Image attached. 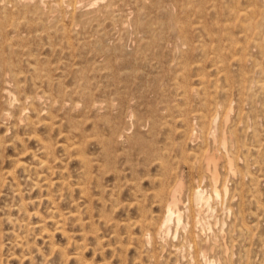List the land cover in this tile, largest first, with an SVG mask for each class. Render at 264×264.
<instances>
[{"label": "bare ground", "instance_id": "1", "mask_svg": "<svg viewBox=\"0 0 264 264\" xmlns=\"http://www.w3.org/2000/svg\"><path fill=\"white\" fill-rule=\"evenodd\" d=\"M229 1V4H227L226 2H228ZM228 1H225V0H0V128H4L5 130H9V128L7 127L10 123H12L13 124V127H15V125H17L18 127H19V125L21 124V125H25V127H28L29 129H30V131H27V128L26 129H24L25 130V135H27V132L29 133L28 135H29V137H30V139L31 138H33L34 140H35V143L37 144V149H36V151L34 152V151H29V150H34V147H36V145L33 147V149L30 147L29 149L27 148V150H26V148H24L23 150H26V153L28 152V154H30L31 155V158L33 159V162H35V165H33V166H31V167H27L26 168V165L22 162V160L24 159V157L26 156H24V155H22V152H20V148H22V147H18V149H19V155L16 157H12V158H9V161L13 164V166H16V167H19L20 169H22L23 170V172H21V173H23L25 176H26V174L24 173V171H28V173H29V169L31 168V169H35V181L34 182H32L33 183V187H35L36 188V190L37 189H40L41 190V192L40 193H42L43 192V189H44V192H45V199L47 200V202L49 201V203H51V204H55V202H54V200H55V198L57 197H59V199H60V197L62 198V195H63V193H62V190L64 191V193H65V190L67 191V190H71V188H72V186H74V188H72V190L73 189H75L76 188V190H78V192H81L82 193V195L83 196H85V195H89L90 193H91V191H87V190H89V187L87 186V185H85V181H90V179H92V174H90V169L91 168H93L92 166H93V164H95L96 165V167L98 166V169H99V167H101V165L103 164H105V167H106V164H112L113 163V166H115L116 165V169L118 168L117 167V164L116 163H114V161H115V158H117L116 157V155H115V151H118V150H115L116 148L115 147H118V146H116V145H118V143H119V145L120 146H122V147H124L122 144H126V146H128V148H125V149H129V147L131 146H133V145H135L136 147H138L139 148V153H141V154H143V155H145L146 157L145 158H150L151 156H155V158L154 159H157V160H159L158 161V166H159V169H160V173L162 174V175H170V176H173V183H172V185H170V187H166L165 189L163 188V183L160 185V188L158 189V191L156 190L155 192H154V196L157 198V200L159 201V202H162L163 203V206L161 207V211L163 212H161V214H158L157 212V214L159 215L158 217L157 216H155V217H150V213H149V220H148V222L147 221H145L143 224H140V222L142 221V218L145 216V214H144V216H143V214H141V215H139V216H143L142 218H140L139 220H137V221H131V224H129V226L131 225V226H133V225H135V226H137V225H139V228H140V235H138L139 237H136L135 238V240H136V242H139L141 245H142V247L144 248V246L145 247H149V248H152L154 251H158L157 249H162V247L163 248H166V246L164 245L165 243H164V241H166L165 240V238H167L168 237V235H170L169 234V232L171 231L170 229H171V225L170 224H172L171 222L173 221L174 222V224H175V226H176V228L179 226V225H181V218H182V214H183V211H181V209L183 210V206H184V204H183V201H182V194H184L183 192H186V190L188 191L187 192V195L190 197L189 199H191V197H192V200L194 201V202H198V201H203V205L204 204H206V206H208L209 204H208V201H209V199H208V197H206V195H205V192L207 191V190H204V189H202L201 188V185L203 184V183H201V185H199V184H196V183H194V186H191L192 184H190V185H186V183L187 182H185V178H184V176H186V174H184L183 175V170L182 169H176L175 168V171H172V169H170L171 167L173 168V166H175V165H177V163L176 164H174L173 166H171L170 168H168V162H170L169 160L167 161V162H165V161H163L164 160V158H163V156H160V152H159V150L157 149V147L155 146L156 145V142L154 141V140H151L149 137H147L146 136V134H145V136H146V138H149V139H147L146 141L143 139V137H142V134H141V129L144 127H146V126H149L150 125V130H152V131H155V126L157 125V120L156 119H154V116H155V118H156V112H157V110L153 107H151L150 108V106H149V110H148V113H147V117H144L143 119H144V121H143V119H141V117H139V113H137L136 111V109H134V107H136V105L137 106H139V104H133V105H128V104H124L125 102H124V94L123 93H120L121 95H122V97H121V95H119V88H113V89H115L116 91L118 90L119 92H116L115 91V94L114 95H112V98L111 97H109L107 100H102V101H99V98H97L96 99V95H95V93H97V91H98V87L99 86H97L98 84H102V83H100L99 81H100V79H96V80H99V81H97V82H99V83H97V85L96 84H94V82L91 84V81H90V79L92 78V77H94V76H100V77H105V78H109L112 82H116V84H118L117 82H118V80L121 78V81L122 80H124L123 82L125 83L124 85H122L123 87L122 88H120V89H122L123 90V92L125 93V91H133V89H135V90H137V92L138 91H140V92H142V91H145V90H147V88H152L153 89V91H156V92H159V96L161 95V93H162V91H163V89H161L162 87L161 86H159L160 84L159 83H162V82H160L159 80L156 82V84H157V86H156V84H155V81H156V79H158V77H155L154 76V79H155V81L154 80H151L150 81V79H148L147 77H145V74L144 73H142V72H144V71H141V69L142 68H140L141 67V65H145V66H147L146 64L147 63H149L150 61H153L154 60V62H155V64L159 67H157L156 65H153L152 66V64H150V66L149 67H153V68H150L151 70L153 69L154 70V68H156L157 70L158 69H162V71H164V70H166V71H170V70H172V73H173V78H172V76H170V75H172V73H170L169 74V72H167L168 74L166 75V77H165V75H164V77L167 79V80H165V78H162L161 77V81H169L168 83L167 82H165V86H169V87H172V93H175L176 92V95L177 94H180L181 96H183L184 98L182 99L183 100V102H184V99L186 98V99H188V98H190L191 97V91H193V90H195L196 91V93L197 92H199L200 90H202L203 89V91L204 92H206V88H204V87H201L202 89H200L199 90V88H192V87H194V86H192L191 87V83H193V82H191V80H190V71H191V63H193V61L191 60L192 58H191V50L194 52V48L192 47L191 48V33L192 32H194V30L195 29H201L202 31L201 32H203L204 33V36H205V38H206V40H208V42H213V41H215V43H219L220 45H224L223 43H221V40L222 39H225V38H221V32L222 31H224V32H226V31H230L231 30V28H230V17H235V19H237L239 16H241L242 14H244L245 12H250V13H258V14H264V0H242V2H244V6H238L237 4H238V1H236V0H228ZM240 1V0H239ZM241 5V4H240ZM209 15V17H206V16H208ZM205 17L206 18H209V20L210 21H208V25H209V27L207 28V26L206 27H204L203 25H202V27L199 25V24H202L203 22H204V24L206 25L207 24V20L205 19ZM224 17H229V18H227V19H225L224 20ZM237 17V18H236ZM251 17V18H250ZM250 17H247V19H244L245 21H251V19H252V16H250ZM196 18H198V19H201V21H198V20H195ZM243 18H246V16L245 17H243ZM254 19H255V17H253ZM233 19V18H232ZM235 19H233L234 20V22L236 23V21H235ZM241 19V18H240ZM232 20V21H233ZM256 20V19H255ZM259 20V19H258ZM261 20V19H260ZM259 20V21H260ZM241 21H243V20H241ZM244 22V21H243ZM194 23H195V25H194ZM196 23H197V25H196ZM241 23V22H240ZM249 23V22H248ZM248 23H247V25H248ZM246 23H244V25H245ZM250 24H252V23H250ZM256 24V23H255ZM241 24H239V26H240ZM244 25H242V26H244ZM246 25V27H251V25H248L247 26ZM260 25L261 26H264V25H262L261 23H260ZM231 26H232V24H231ZM234 26V25H233ZM238 26V25H237ZM238 26V27H239ZM237 27V28H238ZM110 28H112V29H110ZM236 28V27H235ZM235 28H233V30H235L236 32H237V30L238 29H235ZM242 28V27H241ZM248 29V28H247ZM252 29V28H251ZM257 29H258V27H257ZM246 29H244V27H243V30L242 29H240V30H238V31H243V34H244V32H246L245 31ZM250 30V29H249ZM108 31H112V32H108ZM257 31H260L259 29L257 30ZM256 31V33L258 34V32ZM262 31V30H261ZM233 32V31H232ZM235 32V33H236ZM247 32H249L248 30H247ZM109 33V34H108ZM234 33V32H233ZM232 33V34H233ZM250 33V36L252 35L251 33L252 32H249ZM256 33H255V35H256ZM216 34H219V38L217 37V38H215V35ZM260 34V33H259ZM223 35V34H222ZM225 35H227V36H231V32H227V33H225ZM239 35V34H238ZM240 35H241V33H240ZM118 36H121L122 37V41H123V43H116V42H114V41H116L117 40V42H118ZM234 36V35H233ZM244 36H245V34H244ZM248 37H250L249 35H247ZM247 36L245 37V38H247ZM257 36V35H256ZM255 36V37H256ZM260 36V35H259ZM117 37V38H116ZM194 37V36H193ZM192 37V40L194 39ZM235 37H237V35L235 36ZM197 38H199V36L198 37H196V43H197ZM200 38H201V36H200ZM237 38H239V37H237ZM244 38V37H243ZM119 39H120V37H119ZM203 39V38H202ZM232 39V38H231ZM257 39V38H256ZM204 40V39H203ZM226 40H229V39H226ZM235 40H237L236 38H235ZM245 40V39H244ZM259 40V39H258ZM216 41H218V42H216ZM231 41V40H230ZM239 41H242V40H239ZM262 41V40H261ZM207 41H205L204 43H206ZM243 43H245L246 42V40L245 41H242ZM252 42V41H251ZM203 43V44H204ZM215 43H213V44H215ZM236 43H238V41H236ZM243 43H238V44H242V45H244ZM193 44V43H192ZM194 44H195V42H194ZM219 44H217L216 46H217V49H216V47H213V48H215L216 50H218L219 49ZM200 45H202V44H200ZM206 45H207V43H206ZM228 45V44H227ZM246 45V44H245ZM247 45H249V44H247ZM246 45V46H247ZM255 45V44H254ZM257 45V44H256ZM130 47V49H128L127 47ZM198 46V45H197ZM203 46V45H202ZM224 46H226V45H224ZM223 47V46H222ZM229 47V46H228ZM231 47V46H230ZM229 47V48H230ZM234 47V46H233ZM249 47H251V45L249 46ZM255 47H257V46H255ZM200 48V47H199ZM204 48H205V46H204ZM209 48V50H210V48L211 47H208ZM224 48H227V47H224ZM236 48V47H235ZM258 48V47H257ZM127 49H128V51H127ZM223 49V48H222ZM230 49H234V48H230ZM230 49H228V50H230ZM239 49V48H238ZM258 49H260V48H258ZM257 49V50H258ZM45 50V51H44ZM201 50V49H200ZM198 51V53L197 54H199V52H201L202 53V55H203V57H207L208 56V54L206 53V51ZM204 50V49H203ZM205 50H206V48H205ZM208 50V49H207ZM212 50V49H211ZM242 50V49H241ZM46 51H47V53H46ZM213 51H214V49L211 51L212 53H213ZM232 52H231V54L233 55L234 53H233V50H231ZM236 51V50H235ZM238 51H240V50H238ZM243 51V50H242ZM262 51V50H261ZM208 52V51H207ZM210 52V53H211ZM217 52H220V51H217ZM226 52V51H225ZM247 52V51H246ZM245 52V53H246ZM165 53V54H164ZM221 53V52H220ZM236 53H239V52H236ZM51 55L50 57L48 56V55ZM195 54V53H194ZM218 54V53H217ZM240 54V53H239ZM239 54L237 55V56H239ZM211 55H214V54H211ZM220 54H218V55H216V57L217 56H219ZM227 55V54H226ZM226 55H223V54H221V56H226ZM228 55H230V53L228 54ZM242 55V54H241ZM241 55L239 56V58L241 57ZM252 55V54H251ZM194 56V55H193ZM237 56H235L236 57V59H238V60H240L239 58H237ZM255 56H258L259 57V55H255ZM196 57H198V56H195V58ZM200 58H202L203 59V57L200 55L199 56ZM215 57V55H214V57H212L211 59L213 60V58H216ZM220 57V56H219ZM230 57L231 56H229V58L227 57V59H229L230 60ZM247 57H249V55H247ZM167 58H169L170 60H171V62H170V60H167ZM209 58V57H208ZM194 59V58H193ZM198 58H196V60H197ZM211 59L209 60V62L211 61ZM220 59V58H219ZM218 59V60H219ZM224 60L223 61H225V59L226 58H223ZM248 59V58H247ZM196 60H194V63H196ZM204 60H206V59H204ZM214 60H217V58L216 59H214ZM212 61L213 62V65H214V62H216V61ZM217 60V61H218ZM237 60V61H238ZM242 60H244L243 59V56H242ZM245 60H246V57H245ZM251 60H253V59H251ZM199 61H200V59H198V63L197 64H199ZM202 61V60H201ZM222 60H221V62H223ZM248 61H250V59H248ZM255 61V60H254ZM257 61V60H256ZM167 62H168V65H167ZM171 64H170V63ZM220 62V61H219ZM227 62H229V61H227ZM232 62H234V61H232ZM235 62H236V60H235ZM235 62L233 63V64H235ZM240 61H238L237 63H239ZM242 62V61H241ZM240 62V65L241 64H245L244 62H242L241 63ZM251 62V61H250ZM193 63V64H194ZM209 64V63H208ZM208 64H206V65H208ZM221 64V63H220ZM219 64V65H220ZM227 64V63H226ZM230 64V63H229ZM249 64V63H248ZM254 64V63H253ZM257 64V63H256ZM206 65H204V66H206ZM210 65H212V64H210ZM209 65V66H210ZM223 65H225V63L224 64H221V66H223ZM232 64H230V65H227L228 67L229 66H231ZM243 65H241L242 67H244V66H246V64L243 66ZM250 65V64H249ZM249 65H247V66H249ZM195 66V65H194ZM197 66V65H196ZM203 65L202 66H198L199 67V69H201V68H203L204 67ZM226 66V68H228ZM240 66V67H241ZM254 66V65H253ZM252 66V67H253ZM165 67V68H164ZM232 67V66H231ZM230 67V70L232 69V70H236V69H233V68H231ZM234 67V66H233ZM238 67V66H237ZM240 67H238V68H240ZM252 67H250V68H252ZM194 68H196V67H194ZM205 68V67H204ZM202 69V70H204V72H205V70L206 69ZM209 68H211L212 69V66L211 67H208V70H209ZM217 68V67H216ZM225 68V67H224ZM236 68V67H235ZM237 68V69H238ZM248 68V70H249V73H250V71H252V69H250L249 67H247ZM254 68H255V70H256V68H258V67H256V66H254ZM146 69V68H145ZM170 69V70H169ZM199 69H198V71L197 72H199ZM221 69V68H220ZM243 69H245V68H243ZM262 69H264V68H262ZM221 70H224V69H221ZM225 70H229V69H225ZM254 70V69H253ZM255 70H254V72H255ZM259 70H260V68H259ZM258 70V71H259ZM150 71V70H149ZM155 71V70H154ZM217 71H219V70H217ZM239 72L240 71V73H241V71L242 70H240V69H238V70H236V72ZM245 72H246V69L244 70ZM243 71V72H244ZM257 71V70H256ZM153 72V71H152ZM152 72H151V74H152ZM159 70H158V72H156V73H158L159 74ZM171 72V71H170ZM195 73L194 75L195 76H197L196 74H198V73ZM203 71H201V72H199V74H200V76H203V73H204ZM211 72H212V70L210 71V74H211ZM220 72V71H219ZM228 72H231V71H228ZM233 72H235V71H233ZM264 71H260L259 73H257V74H260V73H263ZM147 73V72H146ZM206 73V72H205ZM223 73H224V71H223ZM239 73V74H240ZM248 73V74H249ZM150 74V72L148 73V75ZM154 74V73H153ZM152 74V75H153ZM192 75H193V73H191ZM198 74V75H199ZM202 74V75H201ZM216 74H218V73H213V75H210V76H212V78H213V82L215 81V84H216V80H214V79H219V81L221 82L222 80L219 78V77H215L216 76ZM225 75H226V73H224ZM231 74H232V72H231ZM247 73H244V75L248 78V75ZM252 74H253V71H252ZM65 75H69L68 77H69V79H71V81H70V84L69 85H71V86H68V84H66V83H63L64 82V79H65ZM151 75V76H152ZM215 75V76H214ZM225 75H223L222 74V76H225ZM149 77V78H152V77ZM160 76V75H159ZM199 76V77H200ZM204 76H207V75H204ZM215 78H214V77ZM245 76H242L244 79H246L245 78ZM252 77L251 78H255V76H254V74L253 75H251ZM258 76V75H257ZM260 76V78L262 79L263 77L262 76H264V75H259ZM199 77H197V78H199ZM221 77V76H220ZM232 77L233 76H230L228 79H232ZM241 77V78H242ZM99 78V77H98ZM174 79V81H175V83H174V81L173 82H171L172 81V79ZM191 78H193V77H191ZM195 78V77H194ZM207 78H210V77H207ZM211 78V79H212ZM223 78V80L225 81V79L224 78H226V77H222ZM240 78V77H239ZM239 78H238V80L237 81H239L240 82V80H239ZM240 78V79H241ZM260 78H255V79H253V80H256V79H258V80H260ZM67 79V78H66ZM93 79V78H92ZM102 79V78H101ZM104 79V78H103ZM235 79V78H234ZM198 80L200 81V83H201V85L202 84H204V83H210L211 81L209 80H206V78L205 77H200L199 79H197V84H200V83H198ZM252 80V79H251ZM27 81H30V82H27ZM68 81V82H69ZM92 81H95V79L94 80H92ZM111 81H110V83H111ZM120 81V82H121ZM194 81V80H193ZM242 81V80H241ZM244 81V80H243ZM248 81V80H247ZM246 80H245V83L247 82ZM66 82V81H65ZM128 82H130L129 83V85H128ZM159 82V83H158ZM223 82V81H222ZM232 82H234L233 80H232ZM236 82V81H235ZM27 83H29V86H27L26 87V85H27ZM224 83V82H223ZM254 83V82H253ZM104 84V83H103ZM102 84V85H103ZM107 84V83H106ZM123 84V83H122ZM159 84V85H158ZM163 84V83H162ZM218 84L220 85V83H218L217 82V84H216V87H219L218 86ZM233 83H230L229 85H232ZM235 85L237 84V82L236 83H234ZM233 84V85H234ZM255 84H257V83H255ZM255 84H253V86H255ZM195 85V84H194ZM207 85V84H206ZM211 85H213V83L211 84ZM211 85H209L210 87H211ZM222 85V84H221ZM238 86H239V84H237ZM246 85H247V83H246ZM245 85V86H246ZM108 86V85H107ZM164 86V85H163ZM200 86V85H199ZM199 86H197V87H199ZM240 86H241V84H240ZM245 86H242V87H244L245 88ZM252 86V88H256V87H253ZM105 87V86H104ZM120 87V86H119ZM213 87H215V85L213 86ZM222 87V86H221ZM224 87H227L226 85H224ZM231 87V86H230ZM235 87V86H234ZM234 87H231V91H232V88H234ZM237 87V86H236ZM259 87H261L260 85H259ZM263 87H264V85H263ZM239 88H241V87H239ZM247 88V87H246ZM252 88L250 89V90H252ZM102 89H104V88H102ZM101 89V90H102ZM164 89H165V87H164ZM170 89V88H169ZM207 89H209V87H207ZM211 90H213L212 89V87L210 88ZM209 89V90H210ZM217 90H218V88H216ZM215 89V90H216ZM223 88H221L220 89V91L222 90ZM226 89V88H225ZM236 89V88H235ZM125 90V91H124ZM151 90V89H150ZM159 90H161V91H159ZM208 90V92H211L212 93V91H209ZM215 90H213V93L215 92ZM216 90V91H217ZM228 90V89H227ZM247 89H245V91H246ZM264 90V89H263ZM110 91V90H109ZM113 90H111L110 92H112ZM166 91H168V90H166ZM171 91V90H170ZM175 91V92H174ZM179 93H178V92ZM202 91V92H203ZM220 91H219V93H220ZM228 92V91H224V92H228V93H226V94H228V95H225L226 97H228L229 98V95H231L232 94V92ZM236 91H238V93L240 92V91H244V89H241V90H239L238 88H237V90ZM259 91V90H258ZM103 92V91H102ZM150 92V91H149ZM156 92H154L155 94H156ZM222 92V91H221ZM241 92V93H242ZM250 92V91H249ZM260 92H261V89H260ZM263 93H264V91H262ZM99 93V92H98ZM131 93V92H130ZM164 93H166V92H164ZM171 93V92H170ZM168 94L169 96H171V94ZM193 93V92H192ZM211 93H209L210 95H214V94H216V93H214V94H211ZM230 93V94H229ZM233 93H234V91H233ZM241 93L239 94V96L241 95ZM252 93V92H251ZM250 93V94H251ZM262 93V94H263ZM106 94V93H105ZM127 94V93H126ZM136 94H138V93H136ZM153 94V93H152ZM166 94V95H167ZM202 94H204V93H202ZM202 94H201V96H202ZM206 94V93H205ZM223 94H225V93H223ZM235 95H236V93H234ZM249 94V93H248ZM107 95V94H106ZM133 95V94H132ZM131 95V99H133L132 96ZM141 95H143V94H140V96ZM163 95V94H162ZM165 95V94H164ZM166 95H165V97H166ZM194 95H196V94H194ZM194 95H192V96H194ZM218 95V94H217ZM222 95V94H221ZM252 95H254V94H252ZM252 95H250V96H252ZM261 95V94H260ZM101 96V95H100ZM103 96V95H102ZM105 96V95H104ZM109 96H110V94H109ZM116 96V97H115ZM127 96V95H126ZM136 96V95H135ZM138 96V95H137ZM149 96H151V94L149 95ZM157 96V95H156ZM190 96V97H189ZM203 96H205V95H203ZM211 96V97H212ZM215 97H216V95H214ZM220 96V95H219ZM219 96H217V99L219 98ZM224 96V97H225ZM244 97L243 98H239L238 96V98L239 99H237L236 98V96H235V100L237 99V101H235L234 103H236L237 102V104H240L241 103V101L239 102V100L241 99H244L245 100V95H243ZM257 96H259L258 94H257ZM263 96H264V94H263ZM108 97V96H107ZM114 97V98H113ZM129 96H127V98H128ZM155 97V95L153 96V98ZM158 97V96H157ZM165 97H163V99H162V97L160 96V97H158L159 99H161V101H165V100H169L168 98L166 99ZM172 97V96H171ZM197 97H198V95H197ZM222 97V96H221ZM224 97H222L223 99H224ZM226 97H225V99H226ZM232 97V96H231ZM230 97V98H231ZM241 97V96H240ZM248 97H249V95H248ZM260 97V96H259ZM258 97V98H259ZM103 98V97H102ZM148 98V97H147ZM152 98V99H153ZM165 98V99H164ZM194 98H195V96H194ZM222 98H220L221 100H219L218 99V101L220 102V101H222ZM227 98V99H228ZM230 98H229V100H230ZM247 98V97H246ZM261 99L260 100H262V97H260ZM101 99V98H100ZM104 99V98H103ZM126 99V98H125ZM129 99V98H128ZM134 99H136L135 97H134ZM151 99V98H150ZM149 99V100H150ZM191 99V98H190ZM213 97L212 98H201L200 99V108H199V110H198V108L196 109V108H194L193 107V109H195L197 112L196 113H194L195 112V110H194V112L192 113V111L191 110H193V109H191L190 111H191V113L192 114H194L193 115V118L192 119H194V120H197V121H199L198 123H199V125L197 124V123H195L196 125H198L200 128H191V127H189V125H188V123H187V119H186V117H183V116H185V113L183 114V116L181 115V114H179V118H177V116H174L175 117V119H176V121H178L179 123H180V127L178 128L177 127V130H175L177 133H178V135L180 136V138L182 137H184L186 140L187 139H192L193 138V134L195 133L194 132V130L197 132V133H199L200 134V136L201 135H203V134H207V135H211L212 136V141H213V143L216 141V139H215V137H214V133H215V128H214V126L213 125H216V123L218 124V123H220L219 122V120H221L222 121V119H219L218 120V122H216L217 121V119L220 117V115L221 116H224L225 114H226V112H227V110H228V107H229V103H227L228 104V106H226V105H224V104H226V103H223L222 104V102H220V103H218L217 101H215V99H213ZM232 99H234V98H232ZM138 101H139V99H137ZM136 100V101H137ZM172 100H174V102L176 101V99L175 98H173ZM171 100V101H172ZM179 100V99H178ZM176 101V102H179V101ZM192 100H193V102H194V99L192 98ZM247 100V99H246ZM248 100L249 101H251L249 98H248ZM126 101H128V100H126ZM186 101V100H185ZM225 101V100H224ZM129 102V101H128ZM140 102V101H139ZM143 102V101H142ZM145 102V101H144ZM168 102V101H167ZM176 102H175V105H177L176 104ZM187 102H189L190 103V101H187ZM229 102V101H228ZM231 102V101H230ZM245 102V101H244ZM246 102H248V101H246ZM245 102V103H246ZM251 102H255V101H251ZM251 102L249 103H246V105H249V104H251ZM259 102V101H258ZM135 103V102H134ZM155 103V102H154ZM195 103V102H194ZM234 103L232 104V105H234ZM245 103H244V105H245ZM131 104V103H130ZM146 104V103H145ZM159 104V103H158ZM167 104V103H166ZM165 104V105H166ZM174 104V103H173ZM255 104V103H254ZM258 104V103H257ZM262 104H263V102H262ZM149 105H150V103H149ZM161 106H163L164 107V105H162V104H160ZM167 105H170V104H167ZM187 105V104H186ZM195 105V104H194ZM231 105V106H232ZM241 105H243V104H241ZM242 106V107H245V106ZM258 105H260L261 106V103L260 104H258ZM123 106H125V111H124V114L122 115V114H118V109L117 108H123ZM160 106V108H163V107H161ZM180 106H182V105H179V107ZM250 106H252V104L250 105ZM255 105H253V107H254ZM264 106V105H263ZM262 106V108H260V110L261 109H264V107ZM141 107V106H140ZM145 107V106H144ZM144 107H142L143 108V111H144ZM166 107V106H165ZM164 107V108H165ZM169 107V106H168ZM168 107H166V108H168ZM175 107V106H174ZM186 107V106H185ZM238 108H236V106H235V108L236 109H238V111L240 110L241 111V109L242 108H240L239 109V107L240 106H237ZM159 108V109H160ZM177 108H178V106H177ZM176 108V109H177ZM181 108H183V107H181ZM231 108H233V107H231ZM251 107H249V109H250ZM140 109V108H139ZM155 109V110H154ZM170 109V108H169ZM180 109V108H179ZM187 109V108H186ZM247 109V108H246ZM248 109V110H249ZM252 109V108H251ZM257 109V108H256ZM161 110V109H160ZM165 110V109H164ZM229 110H230V107H229ZM123 111V110H122ZM142 111V112H143ZM146 111H147V109H146ZM170 110H168V111H166V112H169ZM177 111H178V109H177ZM181 111V110H180ZM183 111V110H182ZM240 111L239 112H237V113H240ZM258 111V110H257ZM257 111H255L254 110V112L253 113H257L258 115H259V113L257 112ZM141 112V111H140ZM165 112V111H164ZM164 112H159V113H164ZM244 112H247V110H245ZM251 112V110H249V113ZM251 112V113H252ZM182 113V112H181ZM190 113V112H189ZM234 113V112H233ZM241 113H243V112H241ZM248 113V112H247ZM170 114V113H169ZM173 114V113H172ZM264 114V113H263ZM141 115H143V114H141ZM157 115H159L158 113H157ZM163 115V114H162ZM176 115V114H175ZM238 115V114H237ZM243 115H245V113L243 114ZM250 115H252V114H250ZM258 115H255V114H253V117L254 116H256L257 118L259 117ZM145 116V115H144ZM169 116V115H168ZM168 116H166V114H164L163 115V118H167ZM171 116V115H170ZM240 116V115H239ZM264 116V115H263ZM91 117H94L95 119H93V120H91L92 118ZM126 117H128L127 118V120L129 121L128 122V124H127V120H125V118ZM162 117V116H161ZM161 117H160V115L158 116V120H162L161 119ZM171 117H173V116H171ZM171 117H168V118H171ZM173 117V118H174ZM188 117V116H187ZM235 117H237V118H239L238 116H236V114H235ZM246 118V115L245 116H241V119H243V118ZM220 118H222V117H220ZM230 118H231V115H230ZM244 118V119H245ZM249 118H252V116H250ZM260 118V117H259ZM263 118V119H262ZM261 119H262V121H264V117H262ZM174 119V120H175ZM229 119V118H228ZM236 119V118H235ZM254 119H255V117H254ZM166 120H168V119H166ZM174 120H172V121H174ZM229 120H232V119H229ZM260 120V119H259ZM169 121V120H168ZM235 121V120H234ZM237 122H238V120H236ZM241 121V120H240ZM239 121V122H240ZM242 121H244V120H242ZM249 121V120H248ZM252 121H253V119H252ZM255 121H257V119L255 120ZM22 122H24L23 124H22ZM192 121H190V123H191ZM231 122V121H230ZM237 122H235V123H237ZM251 122V121H250ZM150 123V124H149ZM165 123H166V125H168L167 123L168 122H166L165 121ZM165 123H164V125H165ZM245 123H248L247 121L245 122ZM252 123V122H251ZM259 123V122H258ZM264 123V122H263ZM228 124H230V123H228ZM227 124V125H228ZM234 124V123H233ZM242 124H244V123H242ZM159 125H162V123L160 124H158L157 126L158 127H160ZM192 125V124H191ZM209 126V125H211L212 127H208L209 128V130H207V128H206V131L204 130V128H205V126ZM254 125V124H253ZM252 125V127L255 129V125L253 126ZM264 125V124H263ZM12 126V125H11ZM62 126L64 127L63 129H62ZM156 126V127H157ZM193 126H194V124H193ZM192 126V127H193ZM197 126V127H198ZM217 126H219V125H217ZM217 126H216V130H217ZM240 126H242V125H240ZM249 126V125H248ZM248 126L246 125H244V126H242V127H246V129H248ZM261 125H259L258 126V129H259V127H260ZM10 127V126H9ZM24 127V126H23ZM23 127H21V131H24L23 130ZM24 127V128H25ZM40 127V129L42 128V130L44 131V134H40L39 132H37V129ZM173 127V126H172ZM220 127V126H219ZM232 127H233V125H232ZM232 127L230 126V129H232ZM264 127V126H263ZM262 127V128H263ZM169 128V127H168ZM174 129H176V127L174 126L173 127ZM225 128H226V126H225ZM224 128V129H225ZM227 128L229 129V127L227 126ZM261 128V127H260ZM11 129V128H10ZM39 129V130H40ZM65 129V130H64ZM134 129V130H133ZM147 130H149L148 129V127L146 128ZM174 129H172V130H174ZM220 129H222V127L220 128ZM234 129H236L237 130V128H234ZM233 129V130H234ZM253 129V130H254ZM13 129H11V133L12 132H14V131H12ZM14 130H16V128L14 129ZM162 130V129H161ZM249 130V129H248ZM247 130V131H248ZM251 130V129H250ZM249 130V131H250ZM252 130V131H253ZM257 130V129H256ZM260 130V129H259ZM262 130V129H261ZM17 131H19V129H17ZM16 131V132H17ZM42 131V132H43ZM55 131H57V134L55 133ZM220 132H221V130H219ZM228 131V130H227ZM55 133L57 136H58V138H61L62 139V141H64V142H61V141H59V140H55V139H57V138H54L53 136H51L52 135V133ZM144 132H146V131H144ZM148 132V131H147ZM169 132V131H168ZM218 132V131H217ZM217 132H216V134H217ZM226 132V131H225ZM246 132V131H245ZM256 132V131H255ZM11 133H8V134H11ZM20 133V132H19ZM18 132H17V134H19ZM22 133V132H21ZM53 133V134H54ZM227 133H229V132H227ZM231 133V132H230ZM239 132H237V134H238ZM248 133V132H247ZM251 133H253V132H251ZM256 133H264L263 132V130H262V132H256ZM2 134V133H1ZM5 134V133H4ZM149 134H152L151 132L149 133ZM169 134H171V133H169ZM198 134V135H199ZM237 134H234L235 136H239V135H237ZM248 134H250V133H248ZM3 135V134H2ZM7 135V134H6ZM5 135V136H6ZM14 135H16V134H14ZM13 135V136H14ZM22 135H23V133H22ZM157 135V134H156ZM168 135V134H167ZM204 135V136H205ZM218 135H219V139H217L218 141H219V146H220V148H218V147H213L211 150H207V151H205V153L204 152H202V153H204V167H205V172L207 173V177H208V181H209V183L210 184H208V185H210V188H211V191H209L210 193H212L213 194V198H214V196L215 197H218L219 196V194H220V192L222 191L223 192V194L224 195H227L228 193H227V191H229L230 193H231V191H230V189L228 190V188H227V183H226V181L228 180V179H230V178H228L227 180L226 179H223V180H221L220 179V177L222 178V176H219V175H221V174H219V171H218V163H219V161L221 160V158H223V159H225V163H226V165H227V169H228V171L231 173H234L233 172V158H232V156H230V154H228V152H223V155H222V153H220L219 154V152L217 153V149L216 148H218V149H221V148H224L225 150H226V145H227V142L228 143H230V141H231V138L229 137V136H226L225 135V133L224 132H221L220 134H219V132H218ZM247 135V134H246ZM254 135V134H253ZM260 135V134H259ZM4 136V137H5ZM10 136V135H9ZM151 137H152V135H150ZM164 136V135H163ZM162 136V137H163ZM170 136H172V135H169V136H167L168 138L170 137ZM204 136H203V138H201V139H205L204 138ZM233 136V135H232ZM231 136V137H232ZM240 136H242V138L244 139V137H243V135H241L240 134ZM249 136V135H248ZM257 137H258V134L256 135ZM255 136V137H256ZM8 137V136H7ZM17 136H15V138H16ZM18 137H20V136H18ZM22 138L21 139H23V136H21ZM250 137H252L251 135H250ZM255 137H253V138H251V141L255 138ZM259 137H261V136H259ZM8 138H10V137H8ZM161 138V137H160ZM179 138V137H178ZM207 138V137H206ZM239 139H240V137H238ZM262 138V137H261ZM4 138L2 137V136H0V151H2L5 147H6V144H5V146H4V143H6V142H4V140H6L7 138H5L4 140H3ZM17 139V138H16ZM30 139L28 140L27 139V137H26V139L24 140L25 141V144H26V142H30ZM32 139V140H33ZM166 139V138H165ZM172 139H174V138H172ZM235 139V137L233 138V140ZM237 139V138H236ZM15 140V139H14ZM14 140H12V142L14 143V142H16V141H14ZM27 140V141H26ZM33 140V141H34ZM148 140H151L150 141V144H148V143H146V142H149ZM160 140V139H159ZM168 140V139H167ZM175 140H177V139H175ZM174 140V141H175ZM229 140V141H228ZM246 140V139H245ZM247 140H249V139H247ZM246 140V141H247ZM255 140H257V138L255 139ZM260 140V143H261V140L262 139H259ZM263 140H264V138H263ZM7 141V140H6ZM11 140L9 139V142H10ZM56 141H58V142H56ZM173 141V140H172ZM172 141H171V143H172ZM173 141V142H174ZM180 141H182V140H180ZM180 141H177V142H179L180 143ZM192 141V140H191ZM203 141V140H202ZM206 141V140H205ZM205 141H203V143L205 142ZM236 141V140H235ZM239 141H241V140H239ZM11 142V143H12ZM61 142V143H60ZM163 143L165 142V141H162ZM161 142V143H162ZM168 142H170V141H168ZM193 142V141H192ZM217 142V141H216ZM237 142V141H236ZM243 142V140L240 142V143H242ZM252 142H254V141H252ZM157 143H159V142H157ZM187 143H188V141H187ZM218 143V142H217ZM232 143V142H231ZM235 143V142H234ZM239 142H237L236 144H238ZM244 143V142H243ZM243 143H242V145H243ZM247 143V142H246ZM255 143V142H254ZM260 143H256V144H258V147H255V146H253V147H255L256 148V150H254L253 149V147L251 148V149H253V151H257L258 153H259V146H262L263 145V141H262V145H259ZM7 144H8V142H7ZM17 144V143H16ZM90 144H95L96 146L95 147H97L96 149H98V151L96 152V151H94V152H96V154H97V157H89L87 154H89L90 152H87L85 149L88 147V146H90ZM165 144H166V142H165ZM165 144H163V145H165ZM183 142L181 143V144H177V147H182L183 145ZM195 144V143H194ZM253 144V143H252ZM251 144V145H252ZM14 145V144H13ZM27 145V144H26ZM196 145V144H195ZM198 145H199V143H198ZM201 146H202V144H200ZM203 145H210V143H204ZM239 146H242V145H240V144H238ZM237 145V146H238ZM249 145V144H248ZM11 146V145H10ZM9 146V147H10ZM171 145H169V147H170ZM192 147H193V145H191ZM190 146V147H191ZM201 146H199V147H197V148H202ZM230 146V145H229ZM237 146H234L233 145V147H237ZM238 146V147H239ZM245 146V145H244ZM244 146H242L241 148H244ZM264 146V145H263ZM4 147V148H3ZM27 147V146H26ZM121 147V148H122ZM134 147V146H133ZM176 147V146H175ZM192 147L190 148V149H192ZM207 147V146H206ZM237 147V148H238ZM248 147V146H247ZM247 147H245V148H247ZM93 148H94V146H93ZM186 148V147H185ZM236 148V149H237ZM240 148V150L242 151V149ZM244 148V149H245ZM250 148V147H249ZM261 149V151H262V148L263 147H260ZM12 149V148H11ZM56 149H61L62 151H64L63 153H64V155H65V158L67 157V158H70V157H72V158H70V159H74V161L76 160V162L75 163H79V169H78V171H79V176L78 177H80L79 178V180L77 181V182H75L74 184L71 182V179H69V174H67L68 172H66V171H64V170H66L65 168V166L67 165H65V166H63V168H64V170H59L60 168H62V167H57L56 166V164H57V162H58V160H62V159H64V158H62V159H58L57 158V156H56V154H55V151H56ZM120 149V148H119ZM125 149H121L123 152H125L126 153V155H128L127 154V151H129V150H127V151H125ZM181 149V148H180ZM190 149H188V150H190ZM195 149V148H194ZM231 149V148H230ZM243 149V150H244ZM94 150V149H93ZM185 149L182 147V153H183V151H184ZM198 151H199V149H197ZM203 150H205V149H203ZM238 150H239V148H238ZM237 150V152H239ZM247 150H249V151H247V152H250V154H251V152L252 151H250V149H247ZM263 150H264V148H263ZM62 151H61V153H62ZM92 151V150H91ZM135 151V150H134ZM173 151V150H172ZM187 151V150H186ZM191 151V150H190ZM222 151V150H221ZM228 151V150H227ZM234 151H236L235 149H234ZM245 151V150H244ZM3 152H5V150L3 151ZM87 152V153H86ZM93 152V151H92ZM91 152V154L92 155H94L93 153ZM120 152V151H119ZM135 152H138V151H135ZM167 152V151H166ZM192 152H194V151H192ZM230 152V151H229ZM237 152H235V153H237ZM243 152V151H242ZM242 152H241V154H242ZM246 152V154L244 153V155H248L249 153H247ZM24 153V152H23ZM61 153H59V154H61ZM133 153V152H132ZM178 153H180L179 151H178ZM199 153H201V152H199ZM199 153H196L195 152V155H199ZM230 153H233V152H230ZM96 154H95V156H96ZM124 154V153H123ZM237 154H239L240 155V152L239 153H237ZM259 154H262L263 155V152L262 153H259ZM17 155V154H16ZM21 155H22V157H23V159L22 160H20V157H21ZM36 155H39L38 156V158H37V156ZM62 155V154H61ZM120 155V154H119ZM125 155V154H124ZM123 155V156H124ZM137 155V154H136ZM142 155V156H143ZM162 155H164V154H162ZM177 155V154H176ZM181 155V154H180ZM184 155H185V152H184ZM190 155H191V153H190ZM194 154H192L191 155V157H193V156H195ZM231 155H233L234 156V154H231ZM238 155V156H239ZM0 156H1V153H0ZM63 156V155H62ZM99 156V157H98ZM179 156V155H178ZM177 156V157H178ZM182 156V155H181ZM186 156V155H185ZM189 156V155H188ZM200 157L199 158H202V155H199ZM235 156H236V154H235ZM249 156V155H248ZM257 155H255L254 157H256ZM264 156V155H263ZM61 157V156H60ZM74 157V158H73ZM120 157V156H119ZM126 157H128V156H126ZM237 157V156H236ZM249 157H251V156H249ZM260 158L262 157L261 155L259 156ZM121 158V157H120ZM125 158V157H124ZM128 158H129V160H128ZM126 160H128L129 162H131V156H130V154H129V157H128ZM144 158V159H145ZM179 158V157H178ZM187 158V157H186ZM189 158H190V156H189ZM198 158V157H197ZM241 158H242V156H241ZM244 158V157H243ZM259 158V159H260ZM262 158H264V157H262ZM1 159V158H0ZM11 159V160H10ZM31 159V160H32ZM118 159V158H117ZM116 159V160H117ZM175 159H176V157H175ZM191 159V158H190ZM194 158H192L189 162H192V160H193ZM222 159V160H223ZM245 159V158H244ZM243 159V160H244ZM251 159H252V157H251ZM255 159V158H254ZM8 160V159H7ZM30 160V162H31V164H32V161ZM146 160V159H145ZM153 160V159H152ZM189 160V159H188ZM195 160H196V158H195ZM194 160V161H195ZM200 162H199V161ZM197 161L199 162V163H201V160L200 159H198ZM236 160H238V159H236ZM65 161H66V159H65ZM73 161V162H74ZM96 161H100V162H97L98 164H100V163H102L101 165H97V163H96ZM121 162V159L120 160H117V161H115V162ZM135 161V160H134ZM140 161V160H139ZM179 161H180V159H179ZM182 161H183V159H182ZM255 161V160H254ZM61 162V161H60ZM59 162V163H60ZM72 162V163H73ZM129 162H126L125 161V163H129ZM137 162V163H136ZM148 162V161H147ZM177 162V161H176ZM184 162V161H183ZM183 162H180V163H183ZM185 162H187V161H185ZM184 162V163H185ZM197 162V163H198ZM224 162V161H223ZM241 162V161H240ZM245 162H247V161H245ZM249 162H250V160H249ZM249 162H247L246 164H249ZM251 162H253V160L251 161ZM256 162V161H255ZM254 162V164H256L255 166H257V163H255ZM260 162V161H259ZM62 163H64V162H62ZM77 163V164H78ZM122 163V162H121ZM120 163V164H121ZM125 163H123V164H125ZM135 163L136 164H139V162L138 161H135ZM141 163V162H140ZM144 163H146V162H144ZM183 163V164H184ZM193 163V162H192ZM220 163H222V162H220ZM219 163V164H220ZM239 163V162H238ZM262 163H263V160H262ZM129 164H131V163H129ZM173 164V163H172ZM171 164V165H172ZM195 164V163H194ZM239 164H243V163H239ZM253 164V163H252ZM253 164V165H254ZM259 164H261V163H259ZM264 164V163H263ZM11 165V164H10ZM68 165H71V164H68ZM190 165V164H189ZM222 165H225L224 163H222ZM245 165V164H244ZM244 165H243V169H244ZM252 165V166H253ZM75 166V165H74ZM131 166H132V164H131ZM131 166H130V168L128 167V169L130 170L131 169ZM133 166H136V165H133ZM155 166V165H154ZM185 166H187L186 164H185ZM184 166V167H185ZM202 166V165H201ZM221 166V165H220ZM238 166V165H237ZM237 166H236V168H237ZM251 166V163H250V166H248V167H252ZM255 166H253V167H255ZM263 166V165H259L258 167H257V169L255 170V172L256 173H259V171H261L260 169H263V168H261V167ZM8 167H10V166H8L7 165V168ZM95 167V168H96ZM108 167V166H107ZM144 167V166H143ZM252 167V168H253ZM2 168V167H1ZM4 168H6V166L4 167ZM78 167H76L75 166V169H77ZM95 168L94 169H92V170H94V171H96L95 170ZM109 168H110V166H109ZM114 168V167H113ZM119 168H120V165H119ZM179 168H181V167H179ZM187 168V167H186ZM189 168V167H188ZM192 168L193 167H190V169L188 170V169H186V170H188V171H190V170H192ZM200 168V167H199ZM199 168H198V170H199ZM236 168H235V170H236ZM246 168H247V166H246ZM258 168H260V169H258ZM3 169V168H2ZM18 169V168H17ZM17 169H16V171H17ZM69 169V168H68ZM71 169V168H70ZM69 169V170H70ZM101 169H102V167L100 168V170H99V173L101 172ZM110 169H112V168H110ZM115 169V170H116ZM125 169H127V168H125ZM133 169V168H132ZM147 169H149V168H147ZM147 169H145L146 171H147ZM155 169V168H154ZM222 169H224V168H222ZM243 169L241 170V172L243 173L244 172V175H245V173L248 171L247 169V171L245 172V171H243ZM255 169V168H254ZM9 170V169H8ZM13 170V169H12ZM121 170V169H120ZM127 171L128 173L130 172V171ZM151 170V169H150ZM197 170V171H198ZM204 170V169H203ZM240 170V169H239ZM245 170V169H244ZM14 171V170H13ZM12 171V172H13ZM71 171H72V169H71ZM71 171H69L70 173H71ZM78 171H76L75 170V172H78ZM103 171V170H102ZM104 171H106V169L104 170ZM111 171V170H110ZM114 171V170H113ZM118 171V170H117ZM117 171H116V173H117ZM121 171H123V173H124V170H121ZM126 171V170H125ZM133 171V170H132ZM140 171H142V170H140ZM145 171V172H146ZM153 171V170H152ZM152 171H150V173L152 172ZM172 171V172H171ZM185 171V170H184ZM225 171V170H224ZM251 171V169L249 170V172ZM264 171V170H263ZM75 172H73V174L75 173ZM96 172H98V170L96 171ZM95 172V173H96ZM107 172H109V171H107ZM107 172H105V173H107ZM126 172V173H127ZM139 172V171H138ZM187 172V171H186ZM185 172V173H186ZM193 173H194V171H192ZM202 172V171H201ZM248 172V173H249ZM13 173H15V172H13ZM94 173V172H93ZM95 173H94V176H95ZM98 173V174H99ZM112 173V172H111ZM115 173V174H116ZM126 173H125V176H126ZM137 173V172H136ZM147 173V172H146ZM149 173V175H151ZM154 173H155V171H154ZM200 175H202L201 173H200V171L198 172ZM198 173H195L196 174V176L198 175L199 176V174ZM220 173H222L223 174V172H220ZM238 173H240V172H238ZM253 173H254V171H253ZM262 171L260 172V174L259 175H262L263 176V174H264V172L262 173ZM5 174H6V176L7 175H11V172L10 171H7V172H2L1 171V169H0V185H2L3 184V176L5 177ZM57 174V175H56ZM67 176H66V175ZM72 174V175H73ZM78 174V173H77ZM77 174H76V176H77ZM101 174V173H100ZM114 174V175H115ZM118 174V173H117ZM131 174V173H130ZM130 174H127V175H130ZM133 174V173H132ZM144 174V173H143ZM153 174V173H152ZM157 174H159V173H157ZM174 174V175H173ZM190 174V173H189ZM236 174V173H235ZM250 174V176L249 177H253L252 178V180L253 179H255L254 178V176L255 175H253L252 174V172L251 173H249ZM15 175V174H14ZM13 175V176H14ZM18 175H22V174H18ZM28 175V174H27ZM30 175H32L31 173H30ZM29 175V176H30ZM34 175V174H33ZM32 175V176H33ZM56 175V176H55ZM75 175V174H74ZM97 175V174H96ZM102 175V174H101ZM100 175V176H101ZM153 175H155V174H153ZM153 175H151V176H153ZM160 175V174H159ZM159 175H158V177H159ZM225 175V174H224ZM226 175H227V173H226ZM232 175V174H231ZM242 175V174H241ZM259 175H257V176H259ZM70 176H71V174H70ZM93 176V177H94ZM98 176V175H97ZM96 176V177H97ZM103 176V175H102ZM119 176H120V174H119ZM122 176H123V174H122ZM130 176H132V175H130ZM134 176V180H135V175H133ZM143 176H146V175H143ZM193 176H195V175H193ZM236 176V175H235ZM237 176L238 177H241L240 176V174H237ZM236 176V177H237ZM16 178H17V176H15ZM22 177L24 178V176L22 175ZM34 177H32V179L34 178ZM106 177V176H105ZM109 177V176H108ZM116 177V176H115ZM129 177V176H128ZM139 177V176H138ZM140 177H141V174H140ZM158 177H157V179H158ZM163 177V176H162ZM203 177V176H202ZM229 177V176H228ZM261 177V176H260ZM264 177V176H263ZM260 178V180H263L264 181V178ZM7 178H8V176H7ZM21 178V177H20ZM27 178V177H26ZM25 178V179H26ZM72 178V177H71ZM75 178V177H74ZM98 178V177H97ZM127 178V177H126ZM145 178V177H144ZM155 178V177H154ZM153 178V179H154ZM190 178V177H189ZM191 178H192V176H191ZM194 178V177H193ZM204 178V177H203ZM202 178V179H203ZM28 179V178H27ZM83 179V180H82ZM100 179H101V177H100ZM99 179V181H101ZM114 179H116V178H114ZM120 179V178H119ZM118 179V180H119ZM122 179L125 181V178H123L122 177ZM119 180V181H121L120 182V184L121 183H123L122 181L123 180ZM129 181H130V178H127ZM132 180H133V178H131ZM148 179V178H147ZM149 179H150V177H149ZM165 179V178H164ZM187 179V178H186ZM199 179H201V178H199ZM232 179H234V178H232ZM232 179H230L231 180V182L230 183H232V181H234V180H232ZM235 179H237V178H235ZM239 179H241V178H239ZM242 179H244L243 177H242ZM5 180V179H4ZM7 180H9V179H7ZM6 180V181H7ZM11 181L10 182H12V179H10ZM18 180V179H17ZM22 180V179H21ZM30 180V179H29ZM96 180H98V179H96ZM103 180V179H102ZM189 180H191V179H189ZM197 180V179H196ZM204 181H206L205 180V178L203 179ZM202 180V181H203ZM19 181V180H18ZM27 180H24V182H26ZM94 181H95V179H94ZM129 181H127L126 180V182H129ZM136 181H140V182H137V183H140L141 184V179H137V180H135L134 182H136ZM164 181V180H163ZM192 181V180H191ZM194 181V180H193ZM238 181H240V180H238ZM242 181V180H241ZM245 181V180H244ZM248 181V180H247ZM253 181H256V179L255 180H253ZM253 181H251L250 182V184L249 183H245V182H242V183H245V187H247L248 185H253V184H256L255 182H253ZM17 181H15V178H14V183H16ZM28 182V181H27ZM27 182H26V184H27ZM113 182V181H112ZM118 182V181H117ZM150 182V181H149ZM152 182V184L155 182V181H151ZM160 182V181H159ZM188 182H190V181H188ZM6 183H8V181L6 182ZM13 183V182H12ZM19 183H20V181H19ZM28 183H30V182H28ZM40 183V184H39ZM91 183V182H90ZM103 183V182H102ZM102 183H100V184H102ZM191 183H193V182H191ZM199 183V182H198ZM205 183V182H204ZM234 184L235 183H237V182H233ZM232 183V184H233ZM10 183H8V185L7 186H10L9 185ZM22 184V183H21ZM94 184V183H93ZM95 184H97V182L95 181ZM100 184H99V187H97V188H99V189H101L100 188ZM118 184V183H117ZM123 184H125V183H123ZM128 184V183H127ZM139 184V185H140ZM188 184V183H187ZM196 184V185H195ZM107 185V184H106ZM133 185V184H132ZM135 185V184H134ZM134 185H133V187H134ZM156 185V184H155ZM207 185V186H208ZM247 185V186H246ZM263 185V184H262ZM5 186H6V184H5ZM16 186V185H15ZM15 186H13V187H15ZM19 186V184L17 185V189L18 188H20V187H18ZM23 186V185H22ZM31 186V187H32ZM144 186H146V185H144ZM157 186V185H156ZM167 186H168V184H167ZM206 186V185H205ZM231 186V185H230ZM229 186V187H230ZM237 186V185H236ZM258 186V185H257ZM257 186H256V188H257ZM264 186V185H263ZM263 186H262V188H263ZM12 187V186H11ZM27 187L28 188H30V186H28L27 185ZM92 187H94L93 185H92ZM116 187H118V185L116 186ZM122 187H125L124 185L122 186L121 185V188ZM126 187H127V185H126ZM125 187V188H126ZM204 187V186H203ZM233 187H235V185H233L232 186V188H231V190L233 189ZM238 187H241V184H240V186H238ZM237 187V188H238ZM253 187L255 188V185H253ZM260 187V186H259ZM1 188V187H0ZM6 188H8V187H6ZM16 188V187H15ZM15 188H12L13 190L15 189ZM23 188H25V186L23 187ZM130 188V187H129ZM129 188H128V190H129ZM136 188V187H135ZM152 188V187H151ZM205 188H207V187H205ZM236 188V187H235ZM248 188V187H247ZM252 188V187H251ZM10 190H11V188H9ZM8 189V192H9V194L10 193H12V192H10V190ZM22 189V188H21ZM20 189V190H21ZM27 189V188H26ZM93 188H91V190H92ZM96 189V188H95ZM119 189V188H118ZM123 189V188H122ZM139 189V188H138ZM186 189V190H185ZM209 189V188H208ZM253 189V188H252ZM1 191H2V188L0 189ZM6 190V189H5ZM4 190V191H5ZM30 190H34V189H30ZM71 190V191H72ZM98 190V189H97ZM101 190H103V188L101 189ZM100 190V191H101ZM105 190V189H104ZM120 190V189H119ZM124 190V189H123ZM147 190H150V189H147ZM155 190V189H154ZM153 190V191H154ZM185 190V191H184ZM236 190H237V193H238V195L240 194V192H238V190H241V189H235V191H234V193L236 192ZM243 190H244V187H243ZM241 191V192H244V191ZM257 190V189H256ZM258 190H259V188H258ZM264 190V189H263ZM3 191V192H4ZM15 191H16V189H15ZM23 191V189L21 190V192ZM27 191V190H26ZM38 191V190H37ZM99 191V190H98ZM99 191V192H100ZM122 191V190H121ZM251 190H249V192H250ZM7 192V191H6ZM17 192H18V190H17ZM74 192V191H73ZM97 192V191H96ZM104 192V191H103ZM146 192H148V191H146ZM245 192H248V191H246L245 190ZM253 192L256 194V195H260V194H258V192L256 191H254V189H253ZM253 192L251 193L252 195H254L253 194ZM23 193V192H22ZM32 193V192H31ZM31 193H29L28 192V194H31ZM36 193L37 192H35V196H36V198L39 196V194H38V196L36 195ZM101 193V192H100ZM99 193V194H100ZM109 193H110V195H112L111 194V191H109ZM121 193V192H120ZM133 193V192H132ZM132 193H131V196H132ZM229 193V194H230ZM263 193V192H262ZM6 194V193H5ZM18 194V193H17ZM24 194V193H23ZM22 194V195H23ZM67 194H69V191H68V193L66 192V195ZM73 195V193L72 192H70V196H72ZM78 195H79V193H77ZM77 194L75 195V196H77ZM246 194L247 193H244V195H242V196H244V198L246 197ZM249 194V193H248ZM3 196H5L4 194H2ZM82 195H80V196H82ZM97 195V196H96ZM95 196L94 195H92L91 194V197L90 198H95V197H97V199H98V192H97V194H96ZM118 196H120L119 194H117ZM186 195V196H187ZM235 195V194H234ZM237 195V194H236ZM237 195V196H238ZM13 196H16L15 194H13ZM19 196H20V194H19ZM32 196V195H31ZM35 196H33V198L35 197ZM40 196H42V195H40ZM39 196V197H40ZM64 196V195H63ZM79 196V197H80ZM92 196H94V197H92ZM101 196V195H100ZM108 196V195H107ZM116 196V195H115ZM145 196V195H144ZM228 196V195H227ZM241 196V197H242ZM2 197V196H1ZM11 197V196H10ZM18 197V196H17ZM17 197L16 198H12V199H17ZM21 197H23V196H20V198ZM68 197H69V195H68ZM78 197V196H77ZM76 197V198H77ZM104 197V196H103ZM105 197H106V194H105ZM111 197V196H110ZM211 197H212V195H211ZM229 197V196H228ZM227 197V198H228ZM250 197V196H249ZM257 197V196H256ZM263 196L261 195V198H262ZM3 198H5V197H3ZM19 198V197H18ZM20 198H19V200H20ZM27 198H29V197H27ZM32 198V197H31ZM35 198V199H36ZM42 198V197H41ZM44 198H42V199H44ZM66 198H67V196H66ZM69 198H71V197H69ZM73 199H74V196L72 197ZM80 198H85V197H80ZM87 198V197H86ZM109 198V197H108ZM114 198V197H113ZM112 198V199H113ZM119 198V197H118ZM210 198V197H209ZM260 198V196L259 197H257V199L258 200H261V198ZM11 199V200H12ZM23 199V198H22ZM25 199L26 198H24V201H25ZM30 199V198H29ZM34 199V200H35ZM40 199V198H39ZM41 199V200H42ZM65 199V198H64ZM68 199V198H67ZM67 199H65L64 201H66ZM78 199V198H77ZM87 199H89V198H87ZM96 198H95V201L97 200ZM103 199H105V198H102V200ZM115 199V198H114ZM187 199V198H186ZM221 199V198H220ZM248 199V198H247ZM247 199H246V203H245V205L247 204ZM253 199V198H252ZM256 199V198H255ZM255 199H253V201L255 200ZM0 200H2V199H0ZM19 200H17V202H19ZM31 200V199H30ZM40 200V201H41ZM58 200V199H57ZM69 200H71V199H69ZM99 200V199H98ZM107 200V199H106ZM105 200V202H107ZM111 200V199H110ZM139 200V199H138ZM250 200V199H249ZM21 201V200H20ZM23 201V202H24ZM27 201H28V199H27ZM63 201V200H62ZM88 201H90V203H91V199L90 200H88ZM101 201V200H100ZM99 201V203H97V205H96V207L98 206V208L100 209V203L101 202H103V201H101L100 202ZM112 201H114V200H112ZM119 201H121L120 200V198H119ZM126 201H128V199L126 200ZM126 201H123V203L124 202H126ZM189 201V200H188ZM211 201V200H210ZM230 201H232V199H230ZM235 201V200H234ZM237 201H240L241 203H243L241 200H237ZM17 202H16V204H17ZM23 202H21V203H23ZM26 202V201H25ZM38 201L36 200V202L34 201L33 203H35V205H39L40 204V202H39V204L37 203ZM47 202H45V203H47ZM57 202H59V200L57 201ZM76 202H81L82 203V201L80 200V199H78V201H75V203ZM109 202V201H108ZM107 202V203H108ZM115 202V201H114ZM117 202V201H116ZM129 202V201H128ZM132 201H130V203H131ZM133 202H135V201H133ZM251 202H252V200H251ZM256 202H257V200H256ZM263 202H264V200H263ZM32 203V202H31ZM30 203V204H31ZM32 203V204H33ZM37 203V204H36ZM42 203V202H41ZM65 203V202H64ZM71 203H72V205H73V200L71 201ZM81 203H78L79 204V206H80V204ZM84 203V202H83ZM86 203V202H85ZM84 203V204H85ZM95 203V202H94ZM93 202H92V204H94ZM111 203V201L109 202V204ZM143 203H144V201H143ZM190 203V202H189ZM199 203V202H198ZM198 203L196 204V205H198ZM215 203H218V202H215ZM238 204H239V202H237ZM252 203H254V202H252ZM19 204V203H18ZM43 204V203H42ZM77 204V203H76ZM75 204V205H76ZM78 204L76 205V207L78 206ZM88 204V203H87ZM108 204V205H109ZM114 204H116V203H114ZM122 204V203H121ZM191 204L192 203H190V204H188V205H190V207H191ZM237 204V205H238ZM249 204V203H248ZM259 204V203H258ZM5 205L7 206V204H4L3 206H1V210H3L2 208L3 207H5ZM13 205V204H12ZM11 205V206H12ZM25 205H26V203H25ZM34 205V206H35ZM60 205V204H59ZM63 205V204H62ZM65 205H66V203H65ZM64 205V206H65ZM68 205V204H67ZM70 206H71V208H72V205L71 204H69ZM86 205V204H85ZM90 205V204H89ZM107 205V204H106ZM105 205V206H106ZM157 205H158V203H157ZM195 205V204H194ZM211 205V204H210ZM243 206H245L244 204H242ZM250 205V204H249ZM260 205V204H259ZM263 205H264V203H263ZM263 205H261L262 207H263ZM11 206H9L10 208H12ZM26 206H29L28 204L26 205ZM47 206H48V204H47ZM46 206V207H47ZM49 206H52V205H49ZM48 206V207H49ZM81 206H83V205H81ZM124 206V205H123ZM127 206H128V208L130 207V205H126V208H127ZM143 206V205H142ZM141 206V207H142ZM205 206V205H204ZM252 206H253V208L255 209L256 207H254V205L252 204ZM261 206L259 207V209L261 208ZM14 207H16V206H14ZM18 207H20V206H18ZM36 207V206H35ZM38 207V206H37ZM39 207H40V205H39ZM53 207V208H52ZM51 208H52V210H50L49 211V217H50V219H49V217L48 218H46V219H49V220H52V222L51 223H53L52 225H51V228H53V225H54V230H53V232H56L57 234L59 233V234H61L63 237H65V238H67L68 239V241H70V242H72L71 241V239L69 240V235H67L66 233V231L64 230V228H66V227H64V225H63V223L65 224V219L64 218H66V217H68V218H72V219H74L73 221V223H75V222H77L78 224L81 222V220L82 221H84L83 219H80V213H79V215H77V211H76V213L74 212L73 213V211L72 212H70L69 210V212L67 211V210H65V211H67L65 214H62L63 212H59V210H60V208H61V206H60V208H59V210H58V207L55 205V206H52ZM68 207V206H67ZM66 207V208H67ZM76 207H75V209H76ZM96 207H94V210H95V208ZM108 206H106V208H107ZM110 207V206H109ZM112 207H115V209H116V207L117 206H114V205H112ZM112 207H110V209L112 208ZM122 207V206H121ZM140 207V206H139ZM146 207V206H145ZM199 207H200V205H199ZM202 207V206H201ZM7 208H8V206H7ZM9 208V209H10ZM17 208V207H16ZM24 208V207H23ZM78 208V207H77ZM81 208V207H80ZM91 208H92V206H91ZM105 208V207H104ZM147 208V207H146ZM149 208V207H148ZM186 208H187V206H186ZM206 208V207H205ZM205 208L203 207V208H200V210L201 209H203V210H205ZM221 208H222V206H221ZM247 208V210H248V206L246 207ZM21 209V208H20ZM27 209V208H26ZM36 209V208H35ZM34 209V210H35ZM47 209V208H46ZM45 209V210H46ZM73 209V208H72ZM90 209V208H89ZM88 209V207H86L85 206V213H83L82 215H84V214H86L87 215V217H88V215H89V218L91 217V215H90V210ZM97 209V208H96ZM98 209V210H99ZM102 209V208H101ZM115 209H113L112 211H114ZM121 209V208H120ZM224 209H225V207H224ZM13 210V209H12ZM17 210H19V209H17ZM44 209H43V212L45 211ZM83 210V209H82ZM131 210V209H130ZM146 210V209H145ZM188 210V209H187ZM246 210V211H247ZM252 211H253V209H251ZM261 210V209H260ZM10 211V210H9ZM22 211V210H21ZM40 211V210H39ZM75 211V210H74ZM80 211V210H79ZM97 211V210H96ZM100 211V210H99ZM102 211V210H101ZM100 211V212H101ZM122 211V210H121ZM123 211H124V213L126 214V217H127V210H126V212H125V210L123 209ZM129 211V210H128ZM138 209L136 210V212H135V214L137 213L138 214ZM140 211H143V210H140ZM149 211H151L150 209H149ZM196 211V210H195ZM213 211V210H212ZM237 211V210H236ZM242 211H244L245 212V210L244 209H242ZM248 211H250V210H248ZM252 211L250 212V213H252ZM1 212H4V210L3 211H1ZM8 212V211H7ZM20 212V211H19ZM19 212L17 213V215H18V217L20 216L19 215ZM23 212H26V210L25 211H23ZM27 212H29V210L27 211ZM38 212V210L35 212V213H37ZM41 212H42V210H41ZM81 212V211H80ZM116 212V211H115ZM117 212H119V210L117 211ZM147 212V211H146ZM145 212V213H146ZM186 212V211H185ZM189 212H191V211H189ZM194 212V211H193ZM238 213H239V211H237ZM254 212V211H253ZM258 212H260L259 210H258ZM262 212V214L261 215H263V212H264V209L261 211ZM6 215H7V213H6V211L4 212ZM11 213V212H10ZM33 213H34V211H33ZM32 213V214H33ZM107 213V212H106ZM106 213H104V215L106 214ZM109 213V212H108ZM121 213V212H120ZM120 213H118V214H120ZM123 213V212H122ZM142 213V212H141ZM155 213V212H154ZM187 213V212H186ZM236 213V212H235ZM246 213V212H245ZM22 214V213H21ZM27 214H29V213H27ZM31 214V215H32ZM94 214V213H93ZM112 214V215H111ZM115 214V213H114ZM113 213H110L109 215H111V218L113 217V215H114ZM133 214V213H132ZM152 214H153V212H152ZM151 214V215H152ZM157 214H155V215H157ZM239 214H243L242 212L241 213H239ZM253 214V213H252ZM0 215H2L3 216V214L1 213ZM6 215H5V217H6ZM12 215H13V213H12ZM11 215V216H12ZM23 215H26V214H24L23 213ZM23 215H21V217H23ZM33 215H35V214H33ZM40 215V214H39ZM45 215H47V214H45ZM66 215V216H65ZM116 215V214H115ZM121 215V214H120ZM130 215V214H129ZM236 215V214H235ZM261 215H258L257 214V216H260L261 217ZM1 216V217H2ZM10 216V215H9ZM7 217V219L6 220H8L9 218H15V217ZM38 215H36L35 217H37ZM41 216V215H40ZM43 216V215H42ZM118 216V215H117ZM192 216H194V215H192ZM237 216V215H236ZM235 216V217H236ZM240 216V215H239ZM245 216H252V215H245ZM254 216H256V215H254L253 214V218H255ZM264 216V215H263ZM26 217V216H25ZM45 217V216H44ZM84 217V216H83ZM99 217V216H98ZM125 217V218H126ZM130 217V216H129ZM131 217H133L132 215H131ZM134 217H137L136 215L134 216ZM147 217V216H146ZM146 217L144 218V219H146ZM29 217H27V219H28ZM40 218V217H39ZM39 218H38V222H39ZM55 218H57L56 220H55ZM68 218H67V220H68ZM81 218H82V216H81ZM85 218V220L87 219L86 217H84ZM92 218V217H91ZM96 218H97V216H96ZM100 218V217H99ZM109 218V217H108ZM110 218V219H111ZM114 218V217H113ZM115 218H117V217H115ZM119 218V217H118ZM122 218H124V217H122ZM121 218V219H122ZM194 218H195V216H194ZM240 217H238L237 219H239ZM241 218H243L244 219V217H242L241 216ZM240 218V221L239 222H241V220H243V219H241ZM252 218V219H253ZM1 219V218H0ZM4 219V218H3ZM2 219V220H3ZM16 219V218H15ZM14 219V220H15ZM19 219V218H18ZM22 219V218H21ZM20 219V223H21V220ZM25 219V218H24ZM45 219V218H44ZM64 219V220H63ZM98 219V218H97ZM96 219V221H98ZM101 219V218H100ZM99 219V220H100ZM121 219H118V220H120L121 221ZM126 219H128L129 220V218H126ZM125 219V220H126ZM131 219V218H130ZM133 219V218H132ZM137 219H138V217H137ZM185 219V218H184ZM248 219H249V217H248ZM263 218L261 217V220H262ZM71 220V219H70ZM94 220H95V217H94ZM115 220V219H114ZM118 220H116L117 222H118ZM134 220H135V218H134ZM152 220H158V221H156V222H154V221H152ZM189 220V219H188ZM195 220V219H194ZM235 220V219H234ZM244 220H247V219H244ZM243 220V221H244ZM259 220H260V218H259ZM258 220V221H259ZM1 221V220H0ZM3 221H5V220H3ZM26 221V220H25ZM36 221V222H37ZM41 221V220H40ZM87 222H88V220H86ZM85 221V222H86ZM102 221H103V219H102ZM107 221V220H106ZM119 221V222H120ZM144 221V220H143ZM248 221V220H247ZM247 221H244V223L245 222H247ZM255 221H256V219H255ZM255 221L254 222H252L253 224H255ZM2 222V221H1ZM6 222V221H5ZM19 222V221H18ZM23 222V221H22ZM42 222V221H41ZM44 222H45V220H44ZM47 222V221H46ZM86 222V223H87ZM95 222V221H94ZM111 222V221H110ZM116 222V223H117ZM128 222V221H127ZM234 222H236V221H234ZM239 222H238V225H241V224H239ZM250 222V221H249ZM249 222L248 223H246V224H249ZM11 223V222H10ZM16 221H15V225L14 226H16ZM19 223V224H20ZM67 223V222H66ZM69 220H68V225H69ZM71 223H72V221H71ZM82 223H84V222H82ZM113 223H114V221H113ZM128 223H130V221L128 222ZM188 225H182V227H181V229H182V231H183V234H180V235H183L184 237H185V240H186V242H185V245L188 247V248H193L194 249V247L196 248V249H194V251H196V250H198V255L199 256H201L202 257V263L203 264H213L214 262V258H216V257H214V258H212L211 256H210V258L209 257H206V254H207V250L208 249H212V245H210V246H208L209 244H208V242L206 243L205 242V240L203 241L201 238H199V234L201 233L200 231L201 230H199V229H197V230H195V228L194 227H192L191 226V223H192V221H191V219H190V221L189 222H186ZM18 224V225H19ZM24 225H26L25 224V222L23 223ZM38 224V223H37ZM46 225H47V223H45ZM45 224H43V225H45ZM77 224V225H78ZM81 224V223H80ZM79 224V225H80ZM100 224V223H99ZM190 224V225H189ZM223 224V223H222ZM230 223H227V225H229ZM233 224H235V223H233ZM237 224V223H236ZM17 225V226H18ZM27 225H28V222H27ZM45 225V226H46ZM66 225V224H65ZM82 225V224H81ZM84 225V224H83ZM86 225V224H85ZM90 225H91V223H90ZM110 225V224H109ZM115 225V224H114ZM116 225H118V223L116 224ZM203 225V224H202ZM232 225V224H231ZM244 224H242L241 226H242V228L244 227V228H246V229H244V230H247L248 231V228L247 227H245V226H247V225H245V226H243ZM259 224H255L254 226H255V228H256V226H258ZM1 226L2 225H0V228H1ZM23 226V225H22ZM21 225H20V229H21V227H22ZM29 226V225H28ZM30 226H32V225H30ZM30 226H29V228H30ZM36 226V225H35ZM32 227V228H37V230H39V228H40V226H42V224H40L39 223V227L37 226V227ZM63 226V227H62ZM67 226V225H66ZM72 225L70 224V227H71ZM75 226V225H74ZM97 226H99V225H96V227ZM130 226V227H131ZM198 226H199V224H198ZM224 226L227 228L228 226H226L225 224H224ZM233 226V225H232ZM240 226V227H241ZM249 226H252V225H249ZM254 226H253V228H254ZM260 226V225H259ZM27 227V226H26ZM46 227H48V225L46 226ZM45 227V228H46ZM76 227V226H75ZM75 227H74V230H76L75 229ZM86 227H88V225H86ZM90 227V226H89ZM100 227V226H99ZM200 227H201V225H200ZM225 227H223V228H225ZM234 227V226H233ZM240 227H239V229H240ZM264 227V226H263ZM23 228V227H22ZM50 228V227H49ZM77 228H78V226H77ZM85 228V227H84ZM92 228V227H91ZM94 228V227H93ZM98 228V227H97ZM110 227H108V229H109ZM112 228H113V226H112ZM120 228H121V226H120ZM193 230H192V229ZM197 228V227H196ZM202 228V227H201ZM200 228V229H201ZM225 228V229H226ZM231 228V227H230ZM234 228H236L235 230H237V226L236 227H234ZM233 228V229H234ZM8 229V228H7ZM25 229V228H24ZM24 229H22L21 231H23L24 232ZM27 229V228H26ZM26 229H25V231H26ZM73 229V227H71V230ZM80 229H81V226H80ZM83 229V228H82ZM100 229V228H99ZM107 229V228H106ZM122 229V228H121ZM129 229V228H128ZM204 229V228H203ZM260 229H261V227H260ZM30 230V229H29ZM29 230H27L28 232H29ZM32 230V229H31ZM30 230V231H31ZM42 230H44L43 229V227H42ZM49 230V229H48ZM84 230V229H83ZM82 230V231H83ZM94 229H92V231H93ZM110 231H111V228L109 229ZM115 230V229H114ZM113 230V231H114ZM139 230V229H138ZM173 230V229H172ZM176 230H180V228H178V229H176ZM175 229H174V231H176ZM199 230V231H198ZM220 229H217V231H219ZM231 230V229H230ZM234 230V231H235ZM242 230V229H241ZM243 230V231H244ZM253 232H251L250 234H252V233H254V230L253 229H251ZM259 230V229H258ZM11 231V230H10ZM13 231V230H12ZM15 231V230H14ZM21 231H18V232H21ZM36 231V230H35ZM34 231V232H35ZM40 231H41V228H40ZM46 231V230H45ZM69 231V230H68ZM79 231V230H78ZM81 231V230H80ZM98 231V230H97ZM106 231V230H105ZM118 231H120V230H118ZM127 231H129V230H127ZM134 231V230H133ZM181 231V230H180ZM228 231V230H227ZM232 232H233V230H231ZM3 232L4 233H6L7 234V232H9V231H7L6 230V232L3 230ZM33 232V231H32ZM41 232H43V231H41ZM40 232V233H41ZM49 232H50V230H49ZM52 232V233H53ZM75 232V231H74ZM85 232H87V230L86 231H84V233ZM89 232V231H88ZM100 232V231H99ZM98 232V235H100V237L101 238H103L102 237V234L103 233H99ZM112 232V231H111ZM111 232H110V234H111ZM214 233H215V231H213ZM226 232V231H225ZM250 232V231H249ZM258 232H260V231H257L256 233H258ZM263 232H264V230H263ZM263 232H260V234H259V236L261 235V233H263ZM13 233V232H12ZM16 233H17V231H16ZM27 233V232H26ZM38 234L36 235L37 236V238H38V235H39V232H37ZM47 233H48V231H47ZM56 233H54V234H56ZM71 233H73V232H71ZM75 233H79V232H75ZM113 233V232H112ZM180 233H182V232H180ZM238 234V236L240 235L239 233H241L240 231L239 232H237ZM245 233H248V232H245L244 231V234ZM25 234V233H24ZM31 234V233H30ZM42 234V233H41ZM46 234V233H45ZM69 234H70V232H69ZM105 234V233H104ZM108 234H109V232H108ZM118 234V233H117ZM117 234H116V236H117ZM122 234V233H121ZM124 234V233H123ZM131 234V233H130ZM135 234V233H134ZM133 234V235H134ZM136 234H138V233H136ZM216 234H218L217 232H216ZM216 234L214 235V236H216ZM242 234V233H241ZM5 235V234H4ZM23 234H21V236H22ZM26 235L27 234H25V237L23 238V237H21V239H20V233H19V239L20 240H22V238L23 239H25L26 238ZM47 235V234H46ZM84 235V234H83ZM83 235H81L82 237V239H83ZM93 235V234H92ZM98 235H95V236H97V237H99ZM227 235H228V233H227ZM226 235V236H227ZM230 235H232L231 234V232H229V235L227 236L228 238H230ZM247 235H249V234H247ZM247 235H245V237H247ZM254 235V234H253ZM264 235V234H263ZM13 236H16L17 237V234L16 235H14L13 234ZM29 236V235H28ZM35 236V237H36ZM41 236V235H40ZM39 236V237H40ZM48 236V235H47ZM75 236V235H74ZM77 236V235H76ZM80 236V235H79ZM90 236H91V233H90ZM94 235H93V237L94 238H97V237H95ZM107 237H104V238H108L109 237V235H106ZM112 236V235H111ZM116 236H115V239H116ZM131 236H132V234H131ZM136 236V235H135ZM174 236L177 238V236L174 234ZM179 236V235H178ZM183 236L182 237H179V238H183ZM202 236V235H201ZM211 236V235H210ZM255 236V235H254ZM259 236L257 237V238H255V239H257L258 240V238H259ZM6 237V236H5ZM5 237H3V238H5ZM42 237V236H41ZM54 237V236H53ZM62 237V238H63ZM78 237V236H77ZM86 237H88L87 235H86ZM100 237H99V240H100ZM130 237V236H129ZM205 237V236H204ZM220 237V236H219ZM227 237H226V239H227ZM239 237H241V236H239ZM243 237V236H242ZM241 237V238H242ZM242 238V239H248V238ZM251 239H252V236L250 235L249 236ZM1 238H2V236H1ZM18 238V237H17ZM16 238V239H17ZM46 238V237H45ZM44 238V240L45 241H47L46 239ZM60 238V237H59ZM81 238H79V239H81ZM122 238V237H121ZM169 238V237H168ZM167 238V239H168ZM178 238V239H179ZM214 238H216V237H214ZM225 238V237H224ZM233 238H234V235H233ZM237 240H235V243H236V241H238V238L237 237H235ZM260 238H261V236H260ZM259 238V240H264V239H260ZM8 239H10V238H8ZM19 239H17L16 240V242H20V240ZM28 239V238H27ZM36 239V238H35ZM39 239V238H38ZM41 239V242H42V239H43V237L42 238H40ZM49 239H50V237H49ZM48 239V240H49ZM53 239V238H52ZM73 239V241L76 239H74V238H72ZM170 239V238H169ZM168 239V240H169ZM178 239H176V240H178ZM7 240V239H6ZM5 240V241H6ZM61 240V239H60ZM63 240H65L66 241V239H63ZM85 240H87V239H85ZM84 240V241H85ZM97 240V241H96ZM98 239H95V241H96V243L99 241ZM101 240H103V239H101ZM107 240V239H106ZM173 240H174V238H173ZM225 240V239H224ZM233 240V239H232ZM239 240H240V238H239ZM2 242H3V240H1ZM10 241H11V239H10ZM25 241H26V239H25ZM25 241H24V243H25ZM34 241V240H33ZM50 241V240H49ZM54 241V240H53ZM56 241V240H55ZM68 241H66V244H67V242ZM88 241V240H87ZM91 241H93L92 239H91ZM105 241V240H104ZM114 241V240H113ZM169 241H172V240H169ZM168 241V242H169ZM182 241V239L180 240V242ZM208 241V240H207ZM215 242L217 241V239L216 240H214ZM242 241V240H241ZM245 241V240H244ZM243 241V244L245 243ZM251 241V240H250ZM2 242H0V243H2ZM7 242H9V241H7ZM15 242V243H16ZM27 242V241H26ZM29 242V241H28ZM48 242V241H47ZM46 242V243H47ZM51 242V241H50ZM49 242V244H50V246H51V243ZM57 242V241H56ZM60 242V241H59ZM58 242V243H59ZM62 242V241H61ZM69 242V243H70ZM75 242H77V241H75ZM89 242V241H88ZM87 242V243H88ZM94 242V241H93ZM107 242H111V240L109 241H107ZM107 242H105V244L107 243ZM115 242V241H114ZM114 242H112L113 244H114ZM118 241L116 240V242L115 243H117ZM123 242V241H122ZM130 242V241H129ZM152 242H153V245H154V247L152 246ZM176 242V241H175ZM180 242H178V243H180ZM215 242H214V244H215ZM222 242V241H221ZM228 242H230V241H228ZM233 243H234V241H232ZM11 243H12V241H11ZM22 243H23V241H22ZM21 243V244H22ZM24 243L22 244V248H24L25 246H23L24 245ZM131 243V242H130ZM178 243L176 244L177 246H178ZM238 243V242H237ZM236 243V244H237ZM4 244V243H3ZM5 244H6V242H5ZM8 244V243H7ZM10 244V243H9ZM16 244H18V243H16ZM61 244V243H60ZM64 244H65V242H64ZM91 244V243H90ZM98 244H99V242L95 245V246H97L98 247ZM105 244H104V246H105ZM117 244H119V243H117ZM124 244V243H123ZM174 244V243H173ZM173 244L171 245L172 247H177V246H173ZM232 244V243H231ZM241 244V243H240ZM242 244V245H243ZM247 244V243H246ZM250 244H252V242H250ZM254 245V249L256 250L258 247V245H256L257 244V242H255V243H253ZM260 244H261V242H260ZM263 244H264V242H263ZM1 245V244H0ZM19 245V244H18ZM17 245V246H18ZM29 245V244H28ZM53 245V244H52ZM57 245V244H56ZM56 245H54L55 246V248H54V250L56 249ZM59 245V244H58ZM68 245V244H67ZM67 245H64V246H66V247H70V246H67ZM70 245V244H69ZM73 245V244H72ZM88 245H89V243H88ZM107 245H111V243L110 244H107ZM106 245V247H110V246H107ZM116 245V244H115ZM127 245V244H126ZM125 245V246H126ZM132 245V244H131ZM130 244H129V246H131ZM216 245H218V243L216 244ZM241 245V246H242ZM3 246V245H2ZM7 246V245H6ZM9 246V245H8ZM16 246V247H17ZM20 246V245H19ZM49 245H47V247H48ZM53 246V247H54ZM62 246V245H61ZM86 246V245H85ZM90 247L89 248H92V246L91 245H89ZM94 246V247H95ZM101 246H103L102 244H101ZM101 246H100V249H101ZM114 246V245H113ZM119 246V245H118ZM133 246V245H132ZM131 246V247H132ZM165 246V247H164ZM170 246V245H169ZM180 246H182V244L180 245ZM220 246V245H219ZM229 246H231V245H229ZM229 246H226V247H229ZM237 246H240V245H238L237 244ZM245 246V245H244ZM248 245H246V247H247ZM252 246V247H253ZM255 246L257 247V248H255ZM10 247V246H9ZM31 247V246H30ZM33 247V246H32ZM34 247H36L35 245H34ZM52 246L50 247V248H53ZM76 247V248H75ZM83 247H84V245H83V242H81V240H80V243H79V240H78V243H76L75 244V246H72V248H75L76 250L77 249H83ZM88 247V246H87ZM93 247V248H94ZM133 247H135V246H133ZM179 247V246H178ZM184 247V246H183ZM183 247H182V249H183ZM214 247V246H213ZM233 247V246H232ZM234 247H236V246H234ZM245 247V248H246ZM252 247H251V249H252ZM261 247V246H260ZM263 247V246H262ZM1 248V247H0ZM8 248V247H7ZM14 248V247H13ZM58 248V247H57ZM103 248V247H102ZM111 248V247H110ZM121 248V247H120ZM125 248V247H124ZM129 248V247H128ZM143 248H142V250H143ZM171 248V247H170ZM170 248H168L167 247V249H168V251L170 250ZM220 248V247H219ZM15 249V248H14ZM30 250L32 249V248H29ZM38 249V247L36 248V250ZM48 249V248H47ZM59 249H60V247H59ZM67 249V248H66ZM116 248L114 247V249H112V250H115ZM133 249V248H132ZM144 249H146V252H147V248H144ZM180 248H178V249H176L175 248V250H173V252H171L172 253V255H181V254H179L180 252V250H179ZM214 249V248H213ZM244 249V248H243ZM248 249H250V247H248ZM250 249V250H251ZM254 249H252L251 251H253L254 252ZM260 249V248H259ZM23 249H21V251H22ZM26 250V249H25ZM24 250V251H25ZM32 250H34V248L32 249ZM32 250H31V253H33L34 255H35V251L34 252H32ZM61 250V249H60ZM68 250V249H67ZM66 250V251H67ZM72 250H74V249H72ZM84 250V249H83ZM94 251H95V249H93ZM96 250H98V249H96ZM102 250V249H101ZM110 250V249H109ZM185 250V249H184ZM191 250V249H190ZM189 250V252L191 253L192 251H190ZM224 250V249H223ZM228 250V249H227ZM226 250V251H227ZM241 250V249H240ZM245 250V249H244ZM244 250H242L241 252H244ZM247 250V249H246ZM19 251H20V249H19ZM28 251V250H27ZM39 251V250H38ZM37 251V252H38ZM48 251V250H47ZM51 250L49 249V252H50ZM53 251V250H52ZM58 251V250H57ZM103 251V250H102ZM101 251V252H102ZM127 250H125V252H126ZM134 251H135V249H134ZM139 251H141V250H139ZM151 251V250H150ZM150 251H148L149 253H151ZM167 251V252H168ZM170 251H172V250H170ZM248 251V250H247ZM259 251V250H258ZM258 251H256L257 252V254L260 252H258ZM0 252H1V250H0ZM26 252V251H25ZM29 252V251H28ZM42 252V251H41ZM59 252V251H58ZM72 252H74V253H76V251H72ZM71 252V253H72ZM95 252H97V251H95ZM95 252H93L92 253V249H91V253L92 254H96ZM105 252V251H104ZM144 253H146L145 251H143ZM165 253H166V251H164ZM182 252H183V250H182ZM184 252H186V251H184ZM189 252H187V253H189ZM224 252V251H223ZM237 252H239L238 250H237ZM241 252H239V253H241ZM261 252H262V250H261ZM260 252V253H261ZM11 253H13L12 255H15L14 254V252H11ZM11 253H10V255H9V257H11ZM24 253V252H23ZM23 253H19V255L21 254V257L19 256V255H15V257L17 256H19L21 259L20 260H22L23 259V256H26L25 254L22 256V254ZM30 253V252H29ZM40 253V252H39ZM44 253V252H43ZM57 252H54V254H56ZM64 253V252H63ZM73 253V254H74ZM99 253H100V251H99ZM103 253V252H102ZM109 253V252H108ZM111 253V252H110ZM142 253V252H141ZM226 253H228V251L226 252ZM232 252H230V253H228V254H231ZM245 253V252H244ZM243 253V254H244ZM17 254V253H16ZM67 254H68V252H67ZM78 254H80V255H82L81 253H78ZM85 254V253H84ZM87 254V253H86ZM98 254V253H97ZM106 254V253H105ZM117 254V253H116ZM121 254H123V253H121ZM170 254V253H169ZM169 254H167V255H169ZM212 254V253H211ZM249 254H252V253H250V252H248V255ZM254 254H256V253H254ZM3 255V254H2ZM31 255V254H30ZM29 255V256H30ZM37 255V254H36ZM40 255V254H39ZM58 255V254H57ZM69 255V254H68ZM113 255V254H112ZM147 255V254H146ZM152 255V254H151ZM150 255V256H151ZM158 255H160V254H158ZM162 255V254H161ZM160 255V256H161ZM166 255V254H165ZM166 255V256H167ZM176 255V256H177ZM183 255V254H182ZM187 255H189V254H186V256ZM221 256H222V254H220ZM227 255V254H226ZM247 254L245 253L244 255H242V256H246ZM28 256V257H29ZM59 256V255H58ZM69 256H77V255H72V254H70ZM103 256V255H102ZM102 256H100L101 258H103ZM110 256V255H109ZM116 256H118V255H115V257ZM159 256V257H160ZM183 256H185V255H183ZM193 256H195V254L193 255ZM198 256V257H199ZM207 256H209V255H207ZM213 256V255H212ZM214 256H216V255H214ZM256 256V255H255ZM258 256V255H257ZM2 257V259H3V256H1ZM8 257V258H9ZM43 257V256H42ZM60 257V256H59ZM61 257H63V256H61ZM78 257H80V256H77L76 258L78 259ZM122 257H123V255H122ZM139 257H141V256H139ZM144 257V256H143ZM170 257H172V256H170ZM189 257H191V256H189ZM188 257V258H189ZM222 257H224V256H222ZM230 257V256H229ZM234 257H235V255H234ZM243 257V258H244ZM249 257H251V256H249ZM260 257H261V255H260ZM12 258H13V256H12ZM25 258V257H24ZM30 258V257H29ZM31 258H33V257H31ZM65 258V257H64ZM75 258V257H74ZM81 259L83 258V256L82 257H80ZM85 258V257H84ZM94 258H95V256H94ZM93 258V259H94ZM100 258V259H101ZM106 258V259H105ZM104 259L105 260H108V259H110L111 260V258L109 257L108 259H107V257H105ZM118 258V257H117ZM150 258V257H149ZM149 258H146V259H149ZM151 258H155V255H152L151 256ZM161 258V260H162V258H164V257H160ZM172 258H174V256L172 257ZM178 258V259H177ZM176 259L177 260H180L179 258H180V256L179 257H177ZM194 258H196V257H194ZM247 257H245V262H246V260L247 259H249V258H247ZM1 259V258H0ZM4 259H6V258H4ZM4 259H3V261H4ZM16 259V258H15ZM61 260H62V258H60ZM76 259V260H77ZM103 259V260H104ZM123 259V258H122ZM157 259V258H156ZM165 259V258H164ZM163 259V260H164ZM200 260H201V258H199ZM232 259H234V258H232ZM235 259H239V258H235ZM234 259V260H235ZM17 260V259H16ZM83 260V259H82ZM82 260H80L79 262L78 261H76V263L78 262L79 264L81 263V261ZM87 260V259H86ZM86 260H84V262L86 263ZM113 260V259H112ZM111 260V261H112ZM168 260H169V257H168ZM190 260V259H189ZM244 259H242V261H243ZM250 260H251V258H250ZM256 260V259H255ZM261 260V259H260ZM6 261V260H5ZM4 261V262H5ZM19 261V260H18ZM25 261V260H24ZM24 261H22V262H24ZM28 261H29V259H28ZM32 261H34V259L32 260ZM73 261H75L74 259H73ZM96 261V260H95ZM109 261V260H108ZM137 261H139V260H137ZM144 261V260H143ZM150 261H151V259H150ZM166 261H167V259H166ZM182 261H183V257H182ZM181 261V262H182ZM185 261V260H184ZM217 261V260H216ZM220 261H222V260H220ZM226 261V260H225ZM237 261V260H236ZM239 262V263H241V264H243V262ZM248 261V260H247ZM251 261H253V260H251ZM30 262V261H29ZM88 262V261H87ZM100 264L101 263H103L102 262V260L101 261H98ZM97 262V263H98ZM120 262V260L117 262V264ZM121 262H123V261H121ZM157 262H158V260H157ZM159 262H161V261H159ZM168 262V261H167ZM192 262V261H191ZM224 262V261H223ZM227 262H231L230 260L229 261H227ZM262 262H264V260L262 261ZM6 263V262H5ZM20 263V262H19ZM31 263V262H30ZM64 263V262H63ZM62 263V264H63ZM89 263V262H88ZM92 263H94V262H92ZM109 264H110V262H108ZM107 263V264H108ZM112 263V262H111ZM143 263V262H142ZM145 263V262H144ZM147 263H150V262H147ZM171 263V262H170ZM193 263V262H192ZM233 263H235V261L233 262ZM239 263H236V264H239ZM248 263H250V264H253L254 263V261H253V263H251V262H249L248 261ZM255 263H258L259 264V262H255ZM254 263V264H255ZM3 264V263H2ZM21 264V263H20ZM65 264V263H64ZM84 264V263H83ZM90 264V263H89ZM95 264V263H94ZM104 264H106V262L104 261ZM150 264H152V263H150ZM165 264V263H164ZM173 264H178L177 262H174ZM184 264V263H183ZM186 264V263H185ZM191 264V263H190ZM220 264H222L221 262H220ZM230 264V263H229ZM264 264V263H263Z\"/></svg>", "mask_w": 264, "mask_h": 264}, {"label": "rangeland", "instance_id": "2", "mask_svg": "<svg viewBox=\"0 0 264 264\" xmlns=\"http://www.w3.org/2000/svg\"><path fill=\"white\" fill-rule=\"evenodd\" d=\"M225 1H228V0H225ZM236 1H238V6H244V2H242V0H236ZM227 4H229V1L228 2H226ZM241 4V5H240ZM246 16V18H243V17H245ZM250 16H252V19H251V21H245L244 19H247V17H250ZM206 17H209V15L208 16H206ZM205 17V19L207 20V24L205 25L204 24V22L202 23V24H199L201 27H202V25L204 26V27H206L207 26V28L209 27V25H208V21H210L209 20V18H206ZM253 17H255V19L253 18ZM227 18H229V17H224V20L225 19H227ZM235 19V17H230V28H231V30L230 31H226V32H224V31H222L220 34H221V38H225V39H222L221 40V43H223L224 45H226V46H224V45H220L219 43H215V41H213V42H208V40H206V38H205V36H204V33L203 32H201L202 30L201 29H195L194 30V32H192L191 33V48L193 47L195 50H194V52L191 50V60L193 61V63H194V60H196V58H198V59H200V61H199V64H197L198 63V59L196 60V63H191V71H190V76L191 77H193V78H191L190 77V80H191V82H193V83H191V87L192 86H194V87H192L193 89L196 87V88H199V90L200 89H202L201 87H204V88H206L205 90H206V92H204L203 91V89L202 90H200L199 92H197L196 93V91L195 90H193V91H191V99L190 98H188V99H184V102H183V96H181L180 94H177L176 95V92L175 93H172L173 91H172V87H169V86H165V82H169V81H161L162 79H161V77L162 78H165L166 77V75L168 74L167 72H169V74L170 73H172V70H170V71H166V70H164V71H162V69H158L160 72H159V74L158 73H156V72H158V70L156 69V68H154V70L152 69H150V68H153L152 66L153 65H156L155 64V62H154V60L153 61H150L149 63H147L146 65L147 66H145V65H141V67L140 68H142L141 69V71H144V72H142V73H144L145 74V77H147L148 79H150V81L151 80H154L155 81V79H154V76L155 77H158V79H156V81H155V84H156V82L159 80L160 82H162V83H159L158 85L159 86H161L162 88L161 89H163V91H162V93H161V97H162V99H163V97H165V95L168 93H170L171 94V96H169L168 94L166 95V99L168 98H170L169 100H163V101H161V99H159L158 97H160L159 96V92H156V91H153V89L152 88H147V90H145V91H142V92H140V91H138L137 92V90H135V89H133V91H125V93L123 92V90L122 89H120V88H122L123 86L122 85H124L125 83V81L124 80H122L121 81V78L118 80V84H116V82H112L108 77L107 78H105V77H100V76H94V77H92L91 79H90V81H91V84L94 82V84H96L97 85V83H104L103 85L102 84H98L97 86H99L98 88V91H97V93H95V97H96V99L97 98H99V101H102V100H107L109 97H111L112 98V95H114L115 94V89H113V88H119V91L117 90L116 92H119V95H121L120 93H123L124 95V104H128V105H133V104H139V106H137L136 105V107H134V109H136L137 111V113H139V117H141V119H143L144 117H147L148 115H147V113H148V108H149V106H150V108L152 107H154L156 110H157V112H156V118H155V116H154V119H156L157 120V125L160 123H162V125H159L160 127H158L157 125V127L155 126V131H152V130H150L149 128H150V125L149 126H146L145 128L143 127L141 130V134H142V137H143V139L146 141L147 139H151V140H154L155 142H156V147H157V149L159 150V152L161 153L160 154V156H163V158H164V160L163 161H165V162H167L168 160L170 161V162H168L167 164H168V168H170L171 166H173L174 164H176L177 163V165H175V166H173V168L171 167L170 169H172V171H175V168L178 170V169H182L183 170V175L184 174H186V176H184V178H185V182H187L186 183V185H190V184H192L191 186H194V183H196V184H199V185H201V183H203L202 185H201V188L202 189H204V190H207L206 192H205V195H206V197H208V199H209V201H208V206H206V204H204L203 205V201H198V202H194L193 200H192V197H191V199H189L190 197L187 195V190H186V192H183L184 194H182V201H183V204H184V208H183V210L181 209V211H183V214H182V218H181V225H179L177 228H176V226H175V224H174V222L172 221L171 223L172 224H170L171 225V231L169 232V234L170 235H168V237L170 238H168L169 240H172V241H169L167 238H165V240L166 241H164V245L166 246V248H163L162 247V249H157L158 251L156 252V251H154L152 248H149V247H145L144 246V248H147L148 250H147V252H146V249H144L143 247H142V245L139 243V242H136V240H135V238L136 237H139L138 235H140V228H139V225H137V226H135V225H133V226H129V224H131V221L133 222V221H137V220H139L140 218H142L143 216H144V214H145V216L142 218V221L140 222V224H143L145 221H147L148 222V220H149V218L150 217H155V216H159L158 214H161V207L163 206V203L162 202H159L158 200H157V198L154 196V192L157 190L158 191V189L160 188V185L162 184L163 185V188L165 189L166 187L168 188V187H170V185H172V183H173V176H170V175H162L160 172V169H159V166H158V161L159 160H157V159H154L155 158V156H151L150 158H145L146 156L145 155H143V154H141V153H139V148L138 147H136L135 145H133L132 147L130 146L129 147V149H125V148H128V146H126V144H122L124 147H122V146H120L119 145V143H118V145H116V146H118V147H115L116 149L115 150H118V151H115V155H116V157L118 158H115V161H117V160H120L121 159V162L119 161V162H115L114 161V163H116L117 164V169H116V165L115 166H113V163L112 164H106V167H105V164L103 165L102 163H100V164H98L97 162H100V161H96V163H97V165H101V167H102V169H101V174L103 175H101L100 173H99V170H100V168L101 167H99V169H98V166L96 167V165L95 164H93V168H91L90 169V174H92V179H90V181L88 180V181H85V185H87L88 187H89V190H87L88 192L89 191H91V193L87 196V195H85V196H83L82 195V193L81 192H78V190H76V188L75 189H73L72 190V188H74V186H72V188H71V190H65V193H64V191L62 190V193H63V195H62V198L60 197V199H59V197L57 198H55V200H54V202H55V204H51V203H49V201L47 202V200L44 198L46 195H45V192H44V189H43V192L42 193H40L41 192V190L40 189H37L36 190V186L35 187H33L32 185H33V183L32 182H34L35 181V169L33 168V169H29V173H28V171L26 172V171H24V173L26 174V176L23 174V173H21V172H23V170L22 169H20L19 167H16V166H13V164L9 161V158H14L15 156L17 157L18 155H19V149H18V147L20 148V147H22V148H20V152H22V155H26L25 157H24V159H23V157H22V155H21V157H20V160H22V162L26 165V168L29 166V167H31V166H33V165H35V162H33V159L31 158V155L30 154H28V152L26 153V150H27V148L29 149L30 147L33 149V147L36 145V147H34V150H29V151H36V149H37V144L35 143V140L33 139V138H31L30 139V137H29V133L27 132V135H25V130L24 129H26L27 128V131H30V129L28 128V127H25V125L23 124L24 122H22V124L23 125H19V127L17 126V125H15V127H13V124L12 123H10L7 127L9 128V130H5L4 128H0V136H2L4 139L5 138H7L6 140H4V142H6V143H4V146H5V144H6V147L2 150V151H0V153H1V156H0V169H1V171L2 172H7V171H10L11 172V175H7L8 176V178H7V176H6V174H5V177L3 176V184L2 185H0V187L2 188V191L0 190V199H2V200H0V214L2 213L3 214V216L2 215H0V220L2 221H0V225H2L1 226V228H0V242H2L1 240H3V242L2 243H0L1 245H0V250H1V252H0V264H62L63 262L65 263V264H79L78 262L80 261V260H82L81 261V263L80 264H100L98 261H101L102 260V262L103 263H101V264H104V261L106 262V264L108 263V262H110V264H117V262L120 260V262L118 263V264H150V263H152V264H173L174 262H177L178 264H203L202 262V257L201 256H199L198 255V250H196V251H194V249H196L195 247H194V249L191 247V248H188L186 245H185V242H186V240H185V237L183 236L184 234H183V231H182V229H181V227H182V225H188L186 222H189L190 221V219H191V221H192V223H191V226L192 227H194L195 228V230H197V229H199V230H201L200 232V234H199V238H201L203 241L205 240V242L207 243L208 242V246H210V245H212V249H208L207 250V254H206V257H209L210 258V256L212 257V258H214V257H216V258H214V263L213 264H220V262L222 263V264H236V263H239V262H241L242 261V259H244L242 262H243V264H250V263H248V261L249 262H251V263H253V261H254V263L255 262H259V264H263L264 262H262L263 260H264V244H263V242H264V240H259V238H260V236H261V238L260 239H264V232H263V230H264V212H263V215H261L262 214V210L264 209V205H263V200H264V181L263 180H260V178H262L263 176H264V174H263V176L262 175H259L260 174V172L262 171V173L264 172L263 170H264V158H262V157H264L263 155H264V150H263V148H264V140H263V138H264V133H256L257 131L258 132H262V130H263V132H264V121H262V117H264L263 115V113H264V109H261L260 110V108H262V106L264 105V96H263V92L262 91H264L263 89H264V87H263V85H264V76H262L263 78L261 79L260 78V74L261 75H264V72L263 73H260V74H257V73H259L260 71L262 72V71H264V69H262V68H264V26H261L260 25V23L262 24V25H264V14H258V13H250V12H245L244 14H242L241 16H239L237 19H235V21H236V23L234 22V20L233 19ZM241 18V19H240ZM251 18V17H250ZM249 19V18H248ZM247 19V20H248ZM260 21H259V20ZM195 20H198V21H201V19H198V18H196ZM233 20V21H232ZM241 20H243V21H241ZM241 22V23H240ZM244 23H246L245 25H244ZM247 23H248V25H251V27H246V25H247ZM250 23H252V24H250ZM256 23V24H255ZM231 24H232V26H231ZM239 24H241L240 26H239ZM194 25H195V23H194ZM196 25H197V23H196ZM234 25V26H233ZM239 27H238V26ZM242 25H244V26H242ZM247 25V26H248ZM236 27V28H235ZM238 27V28H237ZM242 27V28H241ZM243 27H244V29H246L245 31L246 32H244V34H245V36H244V34H243V31H238V30H240V29H242L243 30ZM257 27H258V29L260 30V31H257L258 29H257ZM233 28H235V29H238L237 30V32L235 31V30H233ZM248 28V29H247ZM252 28V29H251ZM110 29H112V28H110ZM250 29V30H249ZM113 30V29H112ZM247 30L249 31V32H252L251 34V36H250V33L249 32H247ZM262 30V31H261ZM234 33H233V32ZM256 31L258 32V34L256 33ZM109 33L110 32H112V31H108ZM229 33V32H231V36H227V35H225V33ZM236 32V33H235ZM108 33V34H109ZM233 33V34H232ZM240 33H241V35H240ZM255 33H256V35H255ZM260 33V34H259ZM223 34V35H222ZM239 34V35H238ZM234 35V36H233ZM237 35V37H239V38H237V37H235ZM247 35H249L250 37H248ZM260 35V36H259ZM194 36V37H193ZM199 36V38H197V43H196V37H198ZM200 36H201V38H200ZM247 36V38H245ZM256 36V37H255ZM119 37H120V39H119ZM192 37L194 38L193 40H192ZM219 38L220 36H219V34H216L215 35V38ZM244 37V38H243ZM117 38V37H116ZM204 40H203V39ZM232 38V39H231ZM235 38L237 39V40H235ZM257 38V39H256ZM122 39V37L121 36H118V42H117V40L116 41H114V42H116V43H123V39ZM226 39H229V40H226ZM246 40V42L245 43H243L242 41H245ZM259 39V40H258ZM231 40V41H230ZM239 40H242V41H239ZM262 40V41H261ZM205 41H207L206 43H207V45H206V43H204ZM236 41H238V43H243L244 45H242V44H238V43H236ZM252 41V42H251ZM194 42H195V44H194ZM216 42H218V41H216ZM193 43V44H192ZM204 43V44H203ZM213 43H215V44H213ZM200 44H202V45H200ZM217 44H219V49L218 50H216L217 49ZM228 44V45H227ZM247 44H249V45H246ZM255 44V45H254ZM257 44V45H256ZM198 45V46H197ZM251 45V47H249ZM204 46H205V48H206V50H205V48H204ZM223 46V47H222ZM230 48H234V49H230ZM234 46V47H233ZM255 46H257L258 48H260V49H258L257 47H255ZM200 47V48H199ZM208 47H211L210 48V50H209V48ZM213 47H216V49L215 48H213ZM224 47H227V48H224ZM236 47V48H235ZM128 49H130V47L128 46L127 47ZM223 48V49H222ZM239 48V49H238ZM128 49H127V51H128ZM202 50V51H206V53L208 54V56L205 58V57H203V55H202V53L201 52H199V54H197L198 53V51L199 50ZM204 49V50H203ZM208 49V50H207ZM214 49V51H213V53L211 52L212 50ZM228 49H230V50H228ZM243 51H242V50ZM258 49V50H257ZM200 50V51H201ZM231 50H233V55L231 54ZM236 50V51H235ZM238 50H240V51H238ZM262 50V51H261ZM45 51V50H44ZM208 51V52H207ZM217 51H220V52H217ZM226 51V52H225ZM247 51V52H246ZM211 52V53H210ZM236 52H239V53H236ZM246 52V53H245ZM46 53H47V51H46ZM195 53V54H194ZM220 54L219 56H217L216 57V55H218V54ZM230 53V55H228ZM165 54V53H164ZM211 54H214L215 55V57L217 58V60H214V59H216V58H213V60L214 61H216V62H214V65H213V60L211 59L212 57H214V55H211ZM221 54H223V55H226L225 57L224 56H221ZM239 54V56L241 55V57L239 58V56H237ZM252 54V55H251ZM194 55V56H193ZM202 56L203 57V59L202 58H200L199 56ZM247 55H249V57H247ZM255 55H259V57L258 56H255ZM49 57L51 56L50 54L48 55ZM195 56H198V57H196L195 58ZM229 56H231L230 57V60L229 59H227V57L229 58ZM235 56H237V58H239L240 60H238V59H236V57ZM242 56H243V59L244 60H242ZM209 57V58H208ZM245 57H246V60H245ZM194 58V59H193ZM223 58H226L225 59V61H223L224 59ZM250 59V61H248V59ZM204 59H206V60H204ZM211 59V61L209 62V60ZM251 59H253V60H251ZM167 60H170L169 58H167ZM202 60V61H201ZM221 60L223 61V62H221ZM235 60H236V62H235ZM242 61V62H244L245 64H246V66H244L243 64H241V65H243L244 67H242L241 65H240V62L239 63H237L238 61ZM255 60V61H254ZM257 60V61H256ZM220 61V62H219ZM227 61H229V62H227ZM232 61H234L235 62V64H233L234 62H232ZM170 62H171V60H170ZM169 62V63H170ZM241 62V63H242ZM209 63V64H208ZM224 64L225 63V65H223V66H221V64ZM227 63V64H226ZM232 64L231 66H227V65H230V64ZM250 65H249V64ZM254 63V64H253ZM257 63V64H256ZM150 64H152V66L151 67H149L150 66ZM171 64V63H170ZM206 64H208V65H206ZM210 64H212V65H210ZM220 64V65H219ZM167 65H168V62H167ZM195 65V66H194ZM197 65V66H196ZM204 66V65H206V66H204L203 68L204 69H206L205 70V72H204V70H202L203 68H201V69H199V67L198 66ZM210 65V66H209ZM247 65H249V66H247ZM256 66V67H258V68H256V70H255V68H254V66ZM157 66V65H156ZM212 66V69L211 68H209V70H208V67H211ZM226 66L228 67V68H226ZM234 66V67H233ZM240 67V68H238V67ZM253 66V67H252ZM158 67V66H157ZM194 67H196V68H194ZM217 67V68H216ZM225 67V68H224ZM230 67L231 68H233V69H236V70H238V69H240V70H242L241 71V73H240V71L238 72H236V70H230ZM236 67V68H235ZM247 67H252V68H250V69H252V71H253V74H254V76H255V78H260V80H258V79H256V80H253V79H255L254 77L253 78H251L252 76L251 75H253L252 74V71H250V73H249V70H248V68ZM146 68V69H145ZM159 68V67H158ZM165 68V67H164ZM224 69V70H221V69ZM238 68V69H237ZM243 68H245L246 69V72L244 71L245 69H243ZM259 68H260V70H259ZM198 69H199V72H201V71H203L204 73H203V76H200V74H199V72H197L198 71ZM225 69H229V70H225ZM255 70V72H254V70ZM150 70V71H149ZM212 70V72H211V74H210V71ZM217 70H219V71H217ZM259 70V71H258ZM153 71V72H152ZM223 71H224V73H226V75L223 73ZM228 71H231L232 72V74H231V72H228ZM233 71H235V72H233ZM244 71V72H243ZM147 72V73H146ZM150 72V74L148 75V73ZM151 72H152V74H151ZM198 73V74H196L197 76H195L194 74L195 73ZM191 73H193V75L191 74ZM213 73H218V74H216V78L217 77H219L222 81L220 82L219 81V79H214V80H216L218 83H220V85L218 84V86L219 87H216V84H217V82H216V84H215V81L213 82V78H212V76H210V75H213ZM240 73V74H239ZM244 73H249L248 75V78L244 75ZM222 74L223 75H225V76H222ZM153 77H152V76ZM160 75V76H159ZM164 75H165V77H164ZM202 75V74H201ZM204 75H207V76H204ZM258 75V76H257ZM69 75H65V79H64V82L63 83H66V84H68V86H71V85H69L70 84V81H71V79H69V77H68ZM152 77V78H149V77ZM170 76H172V78H173V73H172V75H170ZM202 78V77H205L206 78V80H210L211 82L209 83H204V84H202L201 85V83H200V81L198 80V83H200V84H197V79H199L200 77ZM213 76V77H214ZM221 76V77H220ZM230 76H233L232 77V79L230 80V79H228ZM242 76H245V78L246 79H244ZM99 77V78H98ZM195 77V78H194ZM197 77H199V78H197ZM207 77H210V78H207ZM214 77V78H215ZM222 77H226V78H224L225 79V81L223 80V78ZM228 77V78H227ZM241 79H240V78ZM67 78V79H66ZM102 78V79H101ZM104 78V79H103ZM171 78V79H172ZM212 78V79H211ZM235 78V79H234ZM238 78H239V80H240V82L239 81H237L238 80ZM95 79V81H92V80H94ZM96 79H100V81L99 80H96ZM161 79V80H160ZM237 79V80H236ZM252 79V80H251ZM70 80V81H69ZM165 80H167L166 78H165ZM194 80V81H193ZM232 80L234 81V82H232ZM242 80V81H241ZM244 80V81H243ZM245 80L247 81L246 83H247V85H246V83H245ZM66 81V82H65ZM69 81V82H68ZM97 81H99V82H97ZM110 81H111V83H110ZM121 81V82H120ZM124 81V82H123ZM174 81V79H172V81L171 82H173ZM237 82V84H239V86L236 84H234V83H236ZM27 82H30V81H27ZM254 82V83H253ZM107 83V84H106ZM123 83V84H122ZM129 83L130 82H128V85H129ZM174 83H175V81H174ZM213 83V85H211ZM230 83H233L232 85H229ZM255 83H257V84H255ZM195 84V85H194ZM207 84V85H206ZM222 84V85H221ZM240 84H241V86H240ZM253 84H255V86H253ZM108 85V86H107ZM164 85V86H163ZM200 85V86H199ZM209 85H211V87H212V89L213 90H215L216 88H218V90L216 91L215 90V92L214 93H216V94H214L213 93V90H211L210 88V86ZM215 85V87H213ZM224 85H226L227 87H224ZM246 85V86H245ZM259 85L261 86V87H259ZM27 86H29V83H27V85H26V87ZM105 86V87H104ZM120 86V87H119ZM156 86H157V84H156ZM197 86H199V87H197ZM222 86V87H221ZM234 87V88H232V91L230 90L231 89V87ZM237 86V87H236ZM242 86H245V88L244 87H242ZM252 86L253 87H256L255 89L254 88H252ZM164 87H165V89H164ZM207 87H209V89H207ZM239 87H241V88H239ZM247 87V88H246ZM28 88V87H27ZM102 88H104V89H102ZM170 88V89H169ZM221 88H223L221 91H220V89ZM226 88V89H225ZM236 88V89H235ZM237 88L239 89V90H241V89H244V91L242 92V91H240L239 93H238V91H236L237 90ZM252 88V90H250ZM102 89V90H101ZM151 89V90H150ZM228 89V90H227ZM245 89H247L246 91H245ZM260 89H261V92H260ZM111 90H113L112 92H110ZM166 90H168V91H166ZM171 90V91H170ZM208 90L209 91H212V93L211 92H208ZM259 90V91H258ZM103 91V92H102ZM150 91V92H149ZM159 91H161V90H159ZM203 91V92H202ZM219 91H220V93H219ZM224 91H228V92H232V94L231 95H229V98H230V100H229V98L228 97H226L225 95H228V94H226V93H228V92H224ZM233 91H234V93H236V95L233 93ZM250 91V92H249ZM99 92V93H98ZM131 92V93H130ZM154 92H156V94L154 93ZM164 92H166V93H164ZM178 92V91H177ZM193 92V93H192ZM242 92V93H241ZM252 92V93H251ZM107 95H106V94ZM127 93V94H126ZM136 93H138V94H136ZM153 93V94H152ZM179 93V92H178ZM202 93H204V94H202ZM206 93V94H205ZM209 93H211V94H214V95H216V97L213 95H210ZM223 93H225V94H223ZM241 93V97L239 96V94ZM249 93V94H248ZM251 93V94H250ZM263 93V94H262ZM109 94H110V96H109ZM133 94V95H132ZM140 94H143V95H141L140 96ZM151 94V96H149ZM163 94V95H162ZM165 94V95H164ZM194 94H196V95H194ZM201 94H202V96H201ZM218 94V95H217ZM222 94V95H221ZM230 94V93H229ZM252 94H254V95H252ZM257 94L260 96V97H262V100H260L261 98L259 97V96H257ZM261 94V95H260ZM101 95V96H100ZM103 95V96H102ZM105 95V96H104ZM129 96L128 98H127V96ZM131 95L133 96L132 98L133 99H131ZM136 95V96H135ZM138 95V96H137ZM155 95V97L153 98V96ZM158 97H157V96ZM192 95H194L195 96V98H194V96H192ZM197 95H198V97H197ZM203 95H205V96H203ZM220 95V96H219ZM243 95H245V100L244 99H240L239 100V102L241 101V103L240 104H237V99H239V98H243L244 96ZM248 95H249V97H248ZM250 95H252V96H250ZM108 96V97H107ZM213 97V99H215V101H217L218 103H220V102H222V104L223 103H226V104H224V105H226V106H228V104L227 103H229V107H230V110H229V107H228V110H227V112H226V114L224 115V116H221L220 115V117H222V118H218L217 119V121L216 122H218V120L219 119H222V121L221 120H219V122L220 123H216V125H213L214 126V128H215V133H214V137H215V139H216V141L218 142H214L213 143V141H212V136L211 135H205V134H203V135H201L200 136V134L199 133H197L195 130H194V136H193V138L190 140V139H185L184 137L182 138H180V136L178 135V133L175 131V130H177V127L179 128L180 127V123L178 122V121H176V119H175V117L174 116H177V118H179V114H181L182 116H183V114L185 113V116H183V117H186V119H187V123H188V125H189V127H191L192 129L193 128H200L198 125H199V121H197V120H194V119H192L193 118V115L194 114H192L193 112H194V110L195 109H193V107L194 108H198V110H199V108H200V99L203 97V98H212ZM217 96H219V100H221L220 98H222V97H226V99H225V97H224V99L222 98V101H218V99H217ZM222 96V97H221ZM235 96H236V100H235ZM239 98H238V97ZM104 99H103V98ZM116 97V96H115ZM121 97H122V95H121ZM134 97L136 98V99H134ZM148 97V98H147ZM247 97V98H246ZM259 97V98H258ZM101 98V99H100ZM114 98V97H113ZM126 98V99H125ZM151 98V99H150ZM153 98V99H152ZM164 98V99H165ZM173 98H175L176 99V101L178 100L179 102H176V104L177 105H175V102H174V100H172ZM192 98L194 99V102H193V100H192ZM228 98V99H227ZM232 98H234V99H232ZM248 98L251 100V101H255V102H251V101H249L248 100ZM137 99H139V101L137 100ZM150 99V100H149ZM212 99V100H213ZM247 99V100H246ZM126 100H128V101H126ZM137 100V101H136ZM172 100V101H171ZM186 100V101H185ZM225 100V101H224ZM143 101V102H142ZM145 101V102H144ZM168 101V102H167ZM187 101H190V103L189 102H187ZM229 101V102H228ZM231 101V102H230ZM235 101H237L236 103H234ZM246 101H248L249 103L251 102V104H252V106H250L251 104H249V105H246V103H248V102H245ZM259 101V102H258ZM135 102V103H134ZM155 102V103H154ZM262 102H263V104H262ZM131 103V104H130ZM146 103V104H145ZM149 103H150V105H149ZM159 103V104H158ZM170 104V105H167V104ZM174 103V104H173ZM234 103V105H232ZM244 103H245V105H244ZM255 103V104H254ZM260 104L261 103V106L260 105H258V104ZM160 104H162V105H164V107L166 106V107H168V108H164L163 106H161ZM166 104V105H165ZM187 104V105H186ZM195 104V105H194ZM241 104H243L245 107H242L243 105H241ZM179 105H182V106H180L179 107ZM232 105V106H231ZM253 105H255L254 107H253ZM141 106V107H140ZM145 106V107H144ZM160 106L161 107H163V108H160ZM175 106V107H174ZM177 106H178V108H177ZM186 106V107H185ZM235 106H236V108H238L237 106H240L239 107V109L240 108H242L241 109V111H240V113H237V112H239L238 111V109H236L235 108ZM142 107H144V111H143V108ZM181 107H183V108H181ZM231 107H233V108H231ZM249 107H251L250 109H249ZM264 107V106H263ZM140 108V109H139ZM161 110H160V109ZM170 108V109H169ZM178 109V111H177V109ZM180 108V109H179ZM187 108V109H186ZM196 108V109H197ZM247 108V109H246ZM257 108V109H256ZM119 111H118V114H124V111H125V106H123V108H117ZM146 109H147V111H146ZM154 109V110H155ZM165 109V110H164ZM191 109H193V110H191ZM251 110V112L253 111L254 112V110L255 111H257L258 113H259V115L257 114V113H249V110ZM123 110V111H122ZM168 110H170L169 112H166V111H168ZM181 110V111H180ZM183 110V111H182ZM192 111V113H191V111ZM197 110V111H198ZM245 110H247V112H244ZM141 111V112H140ZM143 111V112H142ZM165 111V112H164ZM196 110H195V112L194 113H196L197 112ZM122 112V113H121ZM159 112H164V113H162L163 115L164 114H166V116H168V117H171V116H173V117H171V118H163V115L161 114V113H159ZM182 112V113H181ZM190 112V113H189ZM234 112V113H233ZM241 112H243V113H241ZM157 113L160 115V117H161V119L162 120H158L159 118H158V116L159 115H157ZM170 113V114H169ZM173 113V114H172ZM245 113V115H246V118L244 119H241V116L243 117V116H245V115H243ZM122 114V115H123ZM141 114H143V115H141ZM176 114V115H175ZM235 114H236V116H238L239 118H237V117H235ZM238 114V115H237ZM250 114H252V115H250ZM253 114H255V115H258L259 117L257 118L256 116H254L255 117V119H254V117H253ZM145 115V116H144ZM171 115V116H170ZM230 115H231V118H230ZM240 115V116H239ZM188 116V117H187ZM250 116H252V118H249ZM92 119L91 120H93V119H95L94 117H91ZM127 118L128 117H126L125 118V120H127ZM232 119V120H229V119ZM236 118V119H235ZM262 118V119H261ZM129 119V118H128ZM166 119H168V120H166ZM175 119V120H174ZM252 119H253V121H252ZM257 119V121H255ZM260 119V120H259ZM172 120H174V121H172ZM235 120V121H234ZM236 120H238V122L236 121ZM241 120V121H240ZM242 120H244V121H242ZM249 120V121H248ZM143 121H144V119H143ZM165 121L166 122H168L167 124L168 125H166V123H165ZM190 121H192L191 123H190ZM231 121V122H230ZM240 121V122H239ZM248 122V123H245V122ZM252 123H251V122ZM128 120H127V124H128ZM235 122H237V123H235ZM259 122V123H258ZM164 123H165V125H164ZM195 123H197L198 125H196ZM228 123H230V124H228ZM234 123V124H233ZM242 123H244V124H242ZM150 124V123H149ZM192 124V125H191ZM193 124H194V126H193ZM228 124V125H227ZM255 125V129L252 127V125ZM12 125V126H11ZM217 125H219V126H217ZM232 125H233V127H232ZM240 125H242V126H248V129L250 130H248V129H246V127H242V126H240ZM253 125V126H254ZM259 125H261L260 127H259V129H258V126ZM10 126V127H9ZM25 128H24V127ZM175 126L176 127V129H174L173 127ZM193 126V127H192ZM198 126V127H197ZM216 126H217V130H216ZM225 126H226V128H225ZM227 126L229 127V129L227 128ZM230 126L232 127V129H230ZM21 127H23V130L24 131H21L22 129H21ZM148 127V129L149 130H147L146 128ZM169 127V128H168ZM210 127H212L211 125H209V126H205V128H204V130L206 131V128H207V130H209V128ZM222 127V129H220ZM263 127V128H262ZM13 129L12 131H14V132H10L11 131V129ZM16 128V130H14ZM64 127L62 126V129H63ZM225 128V129H224ZM234 128H237V130L236 129H234ZM17 129H19V131H17ZM21 129V130H20ZM40 127L37 129V132H39L41 135L42 134H44V131L42 130V128L40 129ZM162 129V130H161ZM172 129H174V130H172ZM234 129V130H233ZM254 129V130H253ZM257 129V130H256ZM262 129V130H261ZM65 130V129H64ZM134 130V129H133ZM219 130H221V132H224L225 133V135L226 136H229L230 138H231V141H230V143H228L227 142V145H226V150L224 149V148H221V149H218V148H220V146L218 145L219 144V141L217 140V139H219V135H218V132H219V134L221 133ZM228 130V131H227ZM248 130V131H247ZM253 130V131H252ZM19 133V134H17V132ZM43 131V132H42ZM144 131H146V132H144ZM148 131V132H147ZM169 131V132H168ZM218 131V132H217ZM226 131V132H225ZM246 131V132H245ZM256 131V132H255ZM23 133V135H22V133ZM152 133V134H149V133ZM216 132H217V134H216ZM227 132H229V133H227ZM231 132V133H230ZM237 132H239L238 134H237ZM250 133V134H248V133ZM251 132H253V133H251ZM3 135H2V134ZM5 133V134H4ZM8 133H11V134H8ZM54 133V132H53ZM52 133V135L51 136H53L54 138H57V139H55V140H59V141H61V142H64V141H62V139L61 138H58V136L56 135L57 134V131H55V133L53 134ZM147 133V134H146ZM169 133H171V134H169ZM7 134V135H6ZM14 134H16V135H14ZM145 134H146V136L147 137H149V138H146V136H145ZM157 134V135H156ZM168 134V135H167ZM199 134V135H198ZM234 134H237V135H239L238 137H240V139L237 137V136H235ZM240 134L241 135H243V137H244V139L242 138V136H240ZM247 134V135H246ZM254 134V135H253ZM258 134V137L256 136ZM260 134V135H259ZM6 135V136H5ZM10 135V136H9ZM14 135V136H13ZM150 135H152V137L150 136ZM164 135V136H163ZM169 135H172V136H170L169 138L167 137V136H169ZM205 135V136H204ZM233 135V136H232ZM249 135V136H248ZM250 135L252 136V137H250ZM5 136V137H4ZM10 137V138H8V137ZM15 136H17L16 138H15ZM18 136H20V137H18ZM21 136H23V139H21L22 137ZM163 136V137H162ZM203 136H204V138L205 139H201V138H203ZM232 136V137H231ZM256 136V137H255ZM259 136H261V137H259ZM26 137H27V139L29 140L30 139V142H26V144H25V139H26ZM161 137V138H160ZM179 137V138H178ZM207 137V138H206ZM235 137V139L233 140V138ZM253 137H255L252 141H254V142H252L251 141V138H253ZM166 138V139H165ZM172 138H174V139H172ZM237 138V139H236ZM257 138V140H255ZM9 139L11 140L10 142H9ZM15 139V140H14ZM34 141H33V140ZM160 139V140H159ZM168 139V140H167ZM175 139H177V140H175ZM247 139H249V140H246ZM259 139H262L261 140V143H262V141H263V145L260 143V140ZM12 140H14V141H16V142H12ZM151 140H148L149 142H146V143H148V144H150V141ZM174 142H173V141ZM180 140H182V141H180ZM205 141L207 144L208 143H210V145H203L204 143H203V141ZM239 142L238 144H240V145H242V143H243V145L242 146H244V148L245 147H247V148H241L242 146H239L238 144H236L237 142ZM239 140H243V142L242 143H240L241 141H239ZM27 141V140H26ZM162 141H165L166 142V144H165V142L163 143ZM168 141H170V142H168ZM171 141H172V143H171ZM177 141H180V143L179 142H177ZM187 141H188V143H187ZM229 141V140H228ZM7 142H8V144H7ZM12 142V143H11ZM56 142H58V141H56ZM60 142V143H61ZM157 142H159V143H157ZM162 142V143H161ZM183 142V148L185 149L184 151H183V153L181 152L182 151V147H177V144L179 145V144H181ZM232 142V143H231ZM235 142V143H234ZM247 142V143H246ZM17 143V144H16ZM59 143V142H58ZM196 145H195V144ZM198 143H199V145H198ZM253 143V144H252ZM256 143H260L259 145H262V146H259V153H262L263 152V155L262 154H259L257 151H253V149L254 150H256V148L255 147H258V144H256ZM14 144V145H13ZM163 144H165V145H163ZM200 144H202V146L200 145ZM249 144V145H248ZM252 144V145H251ZM11 145V146H10ZM169 145H171L170 147H169ZM191 145H193V147L191 146ZM230 145V146H229ZM233 145L234 146H237L238 148H239V150H238V148L237 147H233ZM10 146V147H9ZM27 146V147H26ZM93 146H94V148H93ZM96 145L95 144H90V146H88L85 150L87 151V152H90L89 154H87L89 157L91 156H93V157H97V154H96V152L98 151V149H96L97 147H95ZM176 146V147H175ZM192 147V149H190L191 147ZM199 146H201L202 148H197V147H199ZM218 147V148H216L217 149V153L219 152V154L220 153H222V155H223V152H228V154H230V156H232V158H233V172L234 173H230L229 171H228V169H227V165H226V163H225V159H223V158H221V160L219 161V163L220 162H222V163H224L225 165H222V163H218V171H219V174H221V175H219V176H222V178L220 177V179L221 180H223V179H228V178H230V179H232V178H234V179H232V180H234V181H232V183L233 182H237V183H230L231 182V180L230 179H228L227 181H226V183H227V188H228V190L230 189V191H231V193L229 192V191H227V195L229 196H227V195H224L223 194V192L221 191L220 192V194H219V196L218 197H215L214 196V198H213V194L212 193H210L209 191H211V188H210V185H208V184H210L209 183V181H208V177H207V173L205 172V167H204V153H205V151H209V150H211L213 147ZM253 146H255V147H253ZM122 147V148H121ZM186 147V148H185ZM250 147V148H249ZM253 147V149H251ZM260 147H263L262 148V151L260 150L261 148ZM12 148V149H11ZM24 148H26V150H23ZM120 148V149H119ZM181 148V149H180ZM195 148V149H194ZM231 148V149H230ZM237 148V149H236ZM240 148L242 149V151L246 154V152L247 151H249V150H247V149H250V151H252L251 152V154H250V152H247V153H249L248 155L249 156H251L252 157V159H251V157H249L248 155H244V153L240 150ZM94 149V150H93ZM121 149H125V151H127V150H129V151H127V154L128 155H126V153L125 152H123ZM188 149H190V150H188ZM197 149H199V151L197 150ZM203 149H205V150H203ZM234 149L236 150V151H234ZM245 151H244V150ZM5 150V152H3ZM94 152V151H96V152H92V151ZM138 151V152H135V151ZM173 150V151H172ZM187 150V151H186ZM222 150V151H221ZM228 150V151H227ZM237 150L240 152V155L239 154H237V153H239V152H237ZM61 149H56V151H55V154H56V156H57V158L58 159H62V158H64V159H62V160H58V162H57V164H56V166L57 167H62V168H60L59 170H64V168H63V166H65L66 164V170H64V171H66V172H68L67 174H69V179H71V182L74 184L75 182H77L78 180H79V178L80 177H78L79 176V171H78V169H79V163L77 164V163H75L76 162V160L74 161V159H70V158H72V157H70V158H65V155H64V151H62V153H61ZM120 151V152H119ZM167 151V152H166ZM178 151L180 152V153H178ZM192 151H194V152H192ZM233 152V153H230V152ZM24 152V153H23ZM86 152V153H87ZM91 152L94 154V155H92L91 154ZM133 152V153H132ZM184 152H185V155H184ZM195 152L196 153H199V152H201V153H199V155H202V158H199L200 156L197 154V155H195ZM202 152H204V153H202ZM235 152H237V153H235ZM241 152H242V154H241ZM59 153H61V154H59ZM125 155H124V154ZM190 153H191V155L192 154H194L195 156H193V157H191V155H190ZM17 154V155H16ZM95 154H96V156H95ZM120 154V155H119ZM129 154H130V156H131V162H129L128 160H129ZM137 154V155H136ZM162 154H164V155H162ZM177 154V155H176ZM182 156H181V155ZM231 154H234V156L233 155H231ZM235 154H236V156H235ZM124 155V156H123ZM143 155V156H142ZM179 155V156H178ZM190 156V158L192 159V158H194L193 160H192V162H189L191 159L189 158V156ZM239 155V156H238ZM255 155H257L256 157H254ZM262 156L261 158L259 157V156ZM37 156V158H38V156L39 155H36ZM61 156V157H60ZM121 158H120V157ZM126 156H128V157H126ZM179 158H178V157ZM241 156H242V158H241ZM99 157V156H98ZM125 157V158H124ZM175 157H176V159H175ZM187 157V158H186ZM198 157V158H197ZM245 159H244V158ZM128 158V160H126ZM146 160H145V159ZM195 158H196V160H195ZM255 158V159H254ZM260 158V159H259ZM8 159V160H7ZM32 159V160H31ZM65 159H66V161H65ZM117 159V160H116ZM153 159V160H152ZM179 159H180V161H179ZM182 159H183V161L185 162V161H187V162H183L182 161ZM189 159V160H188ZM198 159H202L201 160V163H199L200 161L198 160ZM223 159V160H222ZM236 159H238V160H236ZM244 159V160H243ZM11 160V159H10ZM30 160L32 161V164H31V162H30ZM138 161L139 162V164H136L135 163V161ZM140 160V161H139ZM195 160V161H194ZM199 162H198V161ZM249 160H250V162H249ZM253 160V162H251ZM256 162H255V161ZM262 160H263V163H262ZM61 161V162H60ZM74 161V162H73ZM125 161L126 162H129V163H131L132 164V166H131V164H127V163H125ZM148 161V162H147ZM177 161V162H176ZM224 161V162H223ZM241 161V162H240ZM245 161H247V162H249V164H246L247 162H245ZM260 161V162H259ZM60 162V163H59ZM62 162H64V163H62ZM73 162V163H72ZM141 162V163H140ZM144 162H146V163H144ZM160 162V161H159ZM180 162H183V163H180ZM198 162V163H197ZM243 163V164H239V163ZM254 162L255 163H257V166H255L256 164H254ZM121 163V164H120ZM123 163H125V164H123ZM173 163V164H172ZM195 163V164H194ZM250 163H251V166L253 165V166H255V167H248V166H250ZM253 163V164H252ZM259 163H261V164H259ZM11 164V165H10ZM68 164H71V165H68ZM172 164V165H171ZM185 164L187 165V166H185ZM190 164V165H189ZM245 164V165H244ZM7 165L8 166H10V167H8L7 168ZM76 167H78L77 169H75V166ZM79 165V166H78ZM119 165H120V168H119ZM133 165H136V166H133ZM155 165V166H154ZM202 165V166H201ZM221 165V166H220ZM238 165V166H237ZM243 165H244V169H243ZM259 165H263L261 168H263V169H260V168H258V169H260L261 171H259V173H256L255 172V170L257 169V167L259 166ZM6 166V168H4ZM108 166V167H107ZM109 166H110V168H112V169H110L109 168ZM130 168V166H131V169L129 170L128 169V167ZM144 166V167H143ZM185 166V167H184ZM236 166H237V168H236ZM246 166H247V168H246ZM3 169H2V168ZM28 167V168H29ZM96 167V168H95ZM114 167V168H113ZM179 167H181V168H179ZM187 167V168H186ZM189 167V168H188ZM190 167H193L192 168V170H190V171H188L189 169H190ZM200 167V168H199ZM18 168V169H17ZM71 168L72 169V171H71V169L69 170V169ZM95 168V170L97 171L98 170V172H96V171H94V170H92V169H94ZM125 168H127V169H125ZM133 168V169H132ZM147 168H149V169H147ZM155 168V169H154ZM198 168H199V170H198ZM222 168H224V169H222ZM235 168H236V170H235ZM255 168V169H254ZM9 169V170H8ZM14 171H13V170ZM16 169H17V171H16ZM106 169V171H104ZM116 169V170H115ZM124 170V173H123V171H121V170ZM145 169H147V171L145 170ZM151 169V170H150ZM186 169H188V170H186ZM204 169V170H203ZM240 169V170H239ZM243 169V171H247L246 173H245V175H244V172L242 173L241 172V170ZM247 169V170H246ZM251 169V171L249 172V170ZM75 170L76 171H78V172H75ZM103 170V171H102ZM111 170V171H110ZM114 170V171H113ZM118 170V171H117ZM126 170V171H125ZM130 171L129 173L127 172V171ZM133 170V171H132ZM140 170H142V171H140ZM153 170V171H152ZM185 170V171H184ZM198 170V171H197ZM225 170V171H224ZM15 172V173H13V172ZM69 171H71V173L69 172ZM107 171H109V172H107ZM116 171H117V173H116ZM139 171V172H138ZM147 173H146V172ZM150 171H152L151 173H150ZM154 171H155V173H154ZM160 171V172H159ZM171 171V172H172ZM187 171V172H186ZM192 171H194V173L192 172ZM200 171V173L202 174V175H200L198 172ZM202 171V172H201ZM253 171H254V173H253ZM73 172H75L74 174H73ZM95 173V176H94V173ZM105 172H107V173H105ZM112 172V173H111ZM127 172V173H126ZM137 172V173H136ZM186 172V173H185ZM220 172H223V174L222 173H220ZM238 172H240V173H238ZM251 173L252 172V174L253 175H255L254 176V178L256 179V181H253V180H255V179H253L252 180V178L251 177H249L250 176V174L249 173ZM30 173L33 175H30ZM78 173V174H77ZM99 173V174H98ZM116 173V174H115ZM125 173H126V176H125ZM131 173V174H130ZM133 173V174H132ZM144 173V174H143ZM149 173L151 174V175H153V174H155V175H153V176H151V175H149ZM153 173V174H152ZM157 173H159V174H157ZM190 173V174H189ZM195 173H198L199 174V176L197 175L196 176V174ZM226 173H227V175H226ZM236 173V174H235ZM261 173V174H262ZM15 174V175H14ZM18 174H22L23 176H24V178L22 177V175H18ZM70 174H71V176H70ZM73 174V175H72ZM76 174H77V176H76ZM98 176H97V175ZM115 174V175H114ZM119 174H120V176H119ZM122 174H123V176H122ZM127 174H130V175H132V176H130V175H127ZM140 174H141V177H140ZM225 174V175H224ZM232 174V175H231ZM237 174H240V176L241 177H238L237 176ZM242 174V175H241ZM14 175V176H13ZM30 175V176H29ZM57 175V174H56ZM55 175V176H56ZM66 175V174H65ZM101 175V176H100ZM133 175H135L136 177H135V180H137L138 178L139 179H141V184L140 183H137V182H140V181H136V182H134L135 180H134V176ZM143 175H146V176H143ZM158 175H159V177H158ZM174 175V174H173ZM193 175H195V176H193ZM237 177H236V176ZM257 175H259V176H257ZM15 176H17V178L15 177ZM67 176V175H66ZM94 176V177H93ZM98 178H97V177ZM106 176V177H105ZM109 176V177H108ZM116 176V177H115ZM129 176V177H128ZM139 176V177H138ZM163 176V177H162ZM191 176H192V178H191ZM205 178V180L206 181H204L203 179V177ZM229 176V177H228ZM261 176V177H260ZM21 177V178H20ZM28 179H27V178ZM32 177H34L33 179H32ZM72 177V178H71ZM75 177V178H74ZM100 177H101V179H100ZM122 177L123 178H125V181L122 179ZM130 178V181L127 179V178ZM145 177V178H144ZM149 177H150V179H149ZM155 177V178H154ZM157 177H158V179H157ZM190 177V178H189ZM194 177V178H193ZM242 177L244 178V179H242ZM14 178H15V181H17L16 183H14ZM26 178V179H25ZM114 178H116V179H114ZM120 178V179H119ZM131 178H133V180L131 179ZM148 178V179H147ZM154 178V179H153ZM165 178V179H164ZM187 178V179H186ZM199 178H201V179H199ZM203 178V179H202ZM235 178H237V179H235ZM239 178H241V179H239ZM264 178V177H263ZM5 179V180H4ZM7 179H9V180H7ZM10 179H12V182H10L11 180ZM20 181V183H19V181ZM22 179V180H21ZM30 179V180H29ZM94 179H95V181L97 182V184H95V181H94ZM96 179H98V180H96ZM99 179L101 180V181H99ZM103 179V180H102ZM123 180L122 182L123 183H125V184H123V183H121L120 184V182L121 181H119V180ZM189 179H191V180H189ZM197 179V180H196ZM8 181V183H10L9 185L10 186H7L8 185V183H6L7 181ZM24 180H27L28 182H30V183H28L27 181V184H26V182H24ZM83 180V179H82ZM126 180L127 181H129V182H126ZM155 181L153 184H152V182L151 181ZM164 180V181H163ZM194 180V181H193ZM203 180V181H202ZM238 180H240V181H238ZM242 180V181H241ZM245 180V181H244ZM248 180V181H247ZM113 181V182H112ZM118 181V182H117ZM150 181V182H149ZM160 181V182H159ZM188 181H190V182H188ZM251 181H253V182H255L256 184H253V185H255V188L253 187V185H246L247 187H245V183L247 184V183H249L250 184V182ZM91 182V183H90ZM103 182V183H102ZM191 182H193V183H191ZM199 182V183H198ZM205 182V183H204ZM242 182H245V183H242ZM22 183V184H21ZM94 183V184H93ZM100 183H102V184H100ZM118 183V184H117ZM128 183V184H127ZM5 184H6V186H5ZM19 184V186L18 187H20V188H18L17 189V185ZM40 184V183H39ZM99 184H100V188L102 189L103 188V190H101V189H99V188H97V187H99ZM107 184V185H106ZM134 185V187H133V185ZM140 184V185H139ZM157 186H156V185ZM167 184H168V186H167ZM195 184V185H196ZM240 184H241V187H238V186H240ZM263 184V185H262ZM16 185V186H15ZM23 185V186H22ZM27 185L28 186H30V188H28L27 187ZM92 185L94 186V187H92ZM118 185V187H116ZM121 185L123 186H125L126 187V185H127V187L125 188V187H122L121 188ZM144 185H146V186H144ZM206 185V186H205ZM208 185V186H207ZM231 185V186H230ZM233 185H235V187H233V189L231 190V188H232V186ZM237 185V186H236ZM258 185V186H257ZM12 186V187H11ZM13 186H15V187H13ZM25 186V188H23ZM32 186V187H31ZM166 186V187H165ZM204 186V187H203ZM230 186V187H229ZM256 186H257V188H256ZM260 186V187H259ZM262 186H263V188H262ZM6 187H8V188H6ZM130 187V188H129ZM136 187V188H135ZM152 187V188H151ZM205 187H207V188H205ZM241 189V190H238V192H240V194L238 195V193H237V190H236V192L234 193V191H235V189ZM243 187H244V190H243ZM254 189V191L256 192H258V194H260L259 196H260V198H261V195L263 196L262 198H261V200H258L257 199V197H259L258 195H256L254 192H253V189ZM0 188V189H1ZM9 188H11V190L9 189ZM12 188H15L16 189V191H15V189L13 190ZM23 189V193L21 192V190ZM27 188V189H26ZM34 189V190H30V189ZM91 188H93L92 190H91ZM96 188V189H95ZM120 190H119V189ZM128 188H129V190H128ZM139 188V189H138ZM209 188V189H208ZM258 188H259V190H258ZM6 189V190H5ZM8 189L10 190V192H12V193H10L9 194V192H8ZM21 189V190H20ZM101 192H99L98 190ZM105 189V190H104ZM147 189H150V190H147ZM155 189V190H154ZM257 189V190H256ZM5 190V191H4ZM17 190H18V192H17ZM27 190V191H26ZM122 190V191H121ZM154 190V191H153ZM184 190V191H185ZM209 190V191H208ZM244 191V192H241V191ZM245 190L246 191H248V192H245ZM249 190H251L250 192H249ZM4 191V192H3ZM7 191V192H6ZM68 191H69V194H67L66 195V192L68 193ZM74 191V192H73ZM98 192V199H97V197H95L97 200L95 201V198H90L91 197V194L92 195H96L97 194V192ZM104 191V192H103ZM109 191H111V194L112 195H110V193H109ZM146 191H148V192H146ZM28 192L29 193H31V194H28ZM35 192H37L36 193V195L38 196V194H39V196L40 195H42V196H38L37 198H36V196H35ZM70 192H72L73 193V195L72 196H70ZM121 192V193H120ZM133 192V193H132ZM253 192V194L254 195H252L251 193ZM263 192V193H262ZM6 193V194H5ZM18 193V194H17ZM77 193H79V195L77 194ZM100 193V194H99ZM131 193H132V196H131ZM230 193V194H229ZM244 193H247L246 194V197L244 198ZM249 193V194H248ZM2 194H4L5 196H3ZM13 194H15L16 196H13ZM19 194H20V196H23V197H21L20 198V196H19ZM23 194V195H22ZM77 194V196H75ZM105 194H106V197H105ZM117 194H119L120 196H118ZM235 194V195H234ZM238 196H237V195ZM244 195V196H242V195ZM32 195V196H31ZM68 195H69V197H71V198H69L68 197ZM80 195H82V196H80ZM101 195V196H100ZM108 195V196H107ZM116 195V196H115ZM145 195V196H144ZM187 195V196H186ZM211 195H212V197H211ZM2 196V197H1ZM12 198H16L17 196L20 198V200H19V198L17 197V199H12ZM33 196H35L34 198H33ZM66 196H67V198H66ZM74 196V199L72 198ZM85 197L84 199L83 198H80V197ZM94 196H92V197H94ZM97 196V195H96ZM104 196V197H103ZM111 196V197H110ZM242 196V197H241ZM250 196V197H249ZM257 196V197H256ZM3 197H5V198H3ZM27 197H29V198H27ZM32 197V198H31ZM44 198V199H42V198ZM80 199L81 201H82V203L81 202H76L77 204L78 203H81L80 204V206H79V204H78V208L76 207V203H75V201H78V199ZM89 198V199H87V198ZM109 197V198H108ZM115 199H114V198ZM120 198V200L121 201H119V198ZM210 197V198H209ZM228 197V198H227ZM23 198V199H22ZM24 198H26L25 199V201H24ZM36 198V199H35ZM40 198V199H39ZM67 199L66 201H64L65 199ZM102 198H105V199H103L102 200ZM113 198V199H112ZM187 198V199H186ZM221 198V199H220ZM248 198V199H247ZM255 199L254 201H253V199ZM259 198V199H260ZM12 199V200H11ZM27 199H28V201H27ZM35 199V200H34ZM42 199V200H41ZM59 200V202H57L58 200ZM69 199H71V200H69ZM91 199V203H90V201H88V200H90ZM107 199V200H106ZM111 199V200H110ZM128 199V201H126ZM139 199V200H138ZM230 199H232V201H230ZM246 199H247V204L245 205V201H246ZM250 199V200H249ZM17 200H19V202H17ZM36 200L38 201L37 203L39 204V202H40V207H39V205H35V203H33L34 201L36 202ZM41 200V201H40ZM63 200V201H62ZM73 200V205H72V203H71V201ZM103 201V202H101V201ZM105 200L108 202H110L111 201V203L109 204V202L107 203V202H105ZM112 200H114V201H112ZM189 200V201H188ZM211 200V201H210ZM235 200V201H234ZM237 200H241L243 203H241L240 201H237ZM251 200H252V202H254V203H252L251 202ZM256 200H257V202H256ZM24 201V202H23ZM99 201L101 202L99 205V207H100V209L98 208V206L96 207V205H97V203H99ZM117 201V202H116ZM123 201H126V202H124L123 203ZM130 201H132L131 203H130ZM133 201H135V202H133ZM143 201H144V203H143ZM16 202H17V204H16ZM21 202H23V203H21ZM33 204H32V203ZM43 204H42V203ZM45 202H47V203H45ZM66 203V205H65V203ZM86 204H84V203ZM92 202L94 203V204H92ZM192 203L191 204V207H190V205H188V204H190V203ZM215 202H218V203H215ZM237 202H239V204L237 203ZM245 202V203H244ZM19 203V204H18ZM25 203H26V205L28 204L29 206H26L25 205ZM31 203V204H30ZM36 203V204H37ZM88 203V204H87ZM114 203H116V204H114ZM122 203V204H121ZM157 203H158V205H157ZM198 203V205H196ZM250 205H249V204ZM260 205H259V204ZM4 204H7V206H8V208H7V206L5 205V207H3L2 209L4 210V212L6 211V213H7V215L4 213V212H1V211H3V210H1V206H3ZM13 204V205H12ZM47 204H48V206L49 205H52V206H57L58 207V210H59V208H60V206H61V208H60V210H59V212L61 213V212H63L62 214H65L68 210L70 211V212H72L73 211V213L75 212L76 213V211L78 212L77 213V215H79V213H80V219H83L84 221H82L81 220V224L79 225L77 222H75V223H73L74 221V219H72V218H68V217H66V218H64L63 220L65 221V224L67 225H65L64 223H63V225H64V227H66V228H64V230L67 232L66 234L67 235H69L68 237H69V240L71 239V241L72 242H70V241H68V239L67 238H65V237H63L61 234H57L56 232H53V228H54V225H53V228H51V225L53 224V223H51L52 222V220H49L50 219V217H49V211L50 210H52V206H47ZM60 204V205H59ZM63 204V205H62ZM68 204V205H67ZM69 204H71L72 205V208H71V206L69 205ZM76 204V205H75ZM90 204V205H89ZM107 204V205H106ZM109 204V205H108ZM195 204V205H194ZM211 204V205H210ZM238 204V205H237ZM242 204H244L245 206H243ZM252 204L254 205V207H256L255 209L253 208V206H252ZM12 205V206H11ZM36 207H35V206ZM65 205V206H64ZM81 205H83V206H81ZM108 206L107 208H106V206ZM112 205H114V206H117L116 207V209H115V207H112ZM124 205V206H123ZM126 205H130V207L128 208V206H127V208H126ZM143 205V206H142ZM199 205H200V207H199ZM261 205H263V207L261 206ZM9 206H11L12 208H10ZM14 206H16V207H14ZM18 206H20V207H18ZM38 206V207H37ZM47 206V207H46ZM68 206V207H67ZM85 206L86 207H88V209L91 211L90 212V215H91V217L89 218V215H88V217H87V215L86 214H84V215H82L83 213H85ZM91 206H92V208H91ZM112 207L111 209H110V207ZM122 206V207H121ZM140 206V207H139ZM142 206V207H141ZM147 208H146V207ZM186 206H187V208H186ZM202 206V207H201ZM221 206H222V208H221ZM248 206V210H250V211H248L247 210V207ZM261 206V210L259 209V207ZM24 207V208H23ZM52 207V208H51ZM67 207V208H66ZM75 207H76V209H75ZM81 207V208H80ZM94 207H96L95 208V210H94ZM105 207V208H104ZM149 207V208H148ZM205 208V210H203V209H201L200 210V208ZM224 207H225V209H224ZM10 208V209H9ZM21 208V209H20ZM27 208V209H26ZM36 208V209H35ZM47 208V209H46ZM102 208V209H101ZM121 208V209H120ZM13 209V210H12ZM17 209H19V210H17ZM35 209V210H34ZM43 209L45 210L44 212H43ZM72 211H71V210ZM83 209V210H82ZM101 211H99V210ZM113 209H115L114 211H112ZM123 209L125 210V212H126V210H127V217H126V214L124 213V211H123ZM131 209V210H130ZM138 209V214L136 213L135 214V212H136V210ZM146 209V210H145ZM149 209L151 210V211H149ZM188 209V210H187ZM242 209H244L245 210V212L244 211H242ZM251 209H253V211L251 210ZM10 210V211H9ZM22 210V211H21ZM26 210V212H23V211H25ZM29 210V212H27ZM38 210V212L37 213H35L36 211ZM40 210V211H39ZM41 210H42V212H41ZM65 210H67V211H65ZM75 210V211H74ZM81 212H80V211ZM97 210V211H96ZM119 210V212H117ZM122 210V211H121ZM129 210V211H128ZM140 210H143V211H140ZM196 210V211H195ZM213 210V211H212ZM239 211V213H243V214H239L237 211ZM247 210V211H246ZM258 210L260 211V212H258ZM8 211V212H7ZM20 211V212H19ZM33 211H34V213H33ZM68 211V212H69ZM116 211V212H115ZM147 211V212H146ZM158 211V212H157ZM161 211V212H160ZM187 213H186V212ZM189 211H191V212H189ZM194 211V212H193ZM252 211V213L254 214V215H256V216H254L255 218H253V214L252 213H250ZM11 212V213H10ZM19 212V217H18V215H17V213ZM65 212V213H64ZM107 212V213H106ZM109 212V213H108ZM121 212V213H120ZM123 212V213H122ZM142 212V213H141ZM146 212V213H145ZM152 212H153V214H152ZM155 212V213H154ZM158 214H157V213ZM236 212V213H235ZM12 213H13V215H12ZM22 213V214H21ZM23 213L24 214H26V215H23ZM27 213H29V214H27ZM35 214V215H33V214ZM94 213V214H93ZM104 213H106L105 215H104ZM110 213H115L114 215H113V217L111 218V215H109ZM118 213H120V214H118ZM133 213V214H132ZM144 213V214H143ZM149 213H150V217H149ZM163 213V212H162ZM261 213V214H260ZM32 214V215H31ZM41 216H40V215ZM45 214H47V215H45ZM130 214V215H129ZM141 214H143V216L141 217V216H139V215H141ZM152 214V215H151ZM155 214H157V215H155ZM237 216H236V215ZM257 214L258 215H261V217L263 218L262 220H261V217L260 216H257ZM5 215H6V217H5ZM13 216V217H15L14 219L13 218H9L8 220H6L7 219V217L8 216ZM21 215H23V217H21ZM36 215H38L37 217H35ZM43 215V216H42ZM118 215V216H117ZM131 215L133 216V217H131ZM137 216L138 217V219H137V217H134V216ZM192 215H194L195 216V218H194V216H192ZM240 215V216H239ZM245 215H252V216H245ZM2 216V217H1ZM9 216V217H10ZM11 216V217H12ZM26 216V217H25ZM45 216V217H44ZM66 216V215H65ZM81 216H82V218H81ZM86 217L87 219L86 220H88V222L85 220V218L84 217ZM96 216H97V218H96ZM101 218H99V217ZM130 216V217H129ZM147 216V217H146ZM236 216V217H235ZM241 216L242 217H244V219H247V220H244L243 218H241ZM27 217H29L28 219H27ZM40 217V218H39ZM49 217V219H46V218H48ZM94 217H95V220H94ZM109 217V218H108ZM115 217H117V218H115ZM119 217V218H118ZM122 217H124V218H122ZM129 218V220L128 219H126V218ZM146 217V219H144ZM238 217H240L241 219H243L244 221H247V222H245L244 223V221L243 220H241V222H239L240 221V218L239 219H237ZM248 217H249V219H248ZM4 218V219H3ZM19 218V219H18ZM22 218V219H21ZM25 218V219H24ZM38 218H39V222L37 221L38 220ZM45 218V219H44ZM67 218H68V220H69V225H68V220H67ZM111 218V219H110ZM122 218V219H121ZM131 218V219H130ZM133 218V219H132ZM134 218H135V220H134ZM185 218V219H184ZM253 218V219H252ZM259 218H260V220H259ZM5 220V221H3V220ZM20 219L23 221H21V223H20ZM57 218H55V220H56ZM71 219V220H70ZM96 219L98 220V221H96ZM100 219V220H99ZM102 219H103V221H102ZM115 219V220H114ZM118 219H121V221L120 220H118ZM126 219V220H125ZM189 219V220H188ZM195 219V220H194ZM235 219V220H234ZM255 219H256V221H255ZM26 220V221H25ZM42 222H41V221ZM44 220H45V222H44ZM107 220V221H106ZM116 220H118V222L116 221ZM144 220V221H143ZM259 220V221H258ZM15 221L17 222L16 223V226H14L15 224ZM19 221V222H18ZM37 221V222H36ZM47 221V222H46ZM71 221H72V223H71ZM87 223H86V222ZM95 221V222H94ZM111 221V222H110ZM113 221H114V223H113ZM120 221V222H119ZM130 221V223H128V222ZM152 221H154V222H156V221H158V220H152ZM234 221H236V222H234ZM250 221V222H249ZM255 221V224H259L258 226H256V228H255V224H253L252 222H254ZM11 222V223H10ZM25 222V224L26 225H24L23 223ZM27 222H28V225L30 226V225H32V226H30V228H29V226L27 225ZM67 222V223H66ZM82 222H84V223H82ZM118 223V225H116L117 223ZM238 222H239V224H244L243 226H245V225H247V226H245V227H247L248 228V231L247 230H244V229H246V228H242V226L241 225H238ZM249 222V224H246V223H248ZM20 223V224H19ZM38 223V224H37ZM39 223L40 224H42V226H40V228H41V231H43V232H41L40 231V228H39V230H37V228H32V227H34L35 225V227H39ZM45 223H47V225H48V227H46L47 225L45 224ZM90 223H91V225H90ZM100 223V224H99ZM223 223V224H222ZM227 223H230L229 225H227ZM233 223H235V224H233ZM237 223V224H236ZM19 224V225H18ZM43 224H45V225H43ZM70 224L72 225L71 227H73V229L71 230V227H70ZM78 224V225H77ZM84 224V225H83ZM88 225V227H86V225ZM110 224V225H109ZM115 224V225H114ZM198 224H199V226H198ZM203 224V225H202ZM224 224L226 225V226H228L227 228L224 226ZM234 226V227H236L237 226V230H235L236 228H234L232 225ZM18 225V226H17ZM20 225L23 227H21V229H20ZM76 227H75V226ZM96 225H99V226H97L96 227ZM190 225V224H189ZM200 225H201V227H200ZM249 225H252V226H249ZM27 226V227H26ZM77 226H78V228H77ZM80 226H81V229H80ZM90 226V227H89ZM112 226H113V228H112ZM120 226H121V228H120ZM241 226V227H240ZM253 226H254V228H253ZM42 227H43V229L44 230H42ZM46 227V228H45ZM50 227V228H49ZM63 227V226H62ZM74 227H75V229L76 230H74ZM85 227V228H84ZM92 227V228H91ZM94 227V228H93ZM108 227H110L111 228V231L113 232H111L109 229H108ZM197 227V228H196ZM223 227H225V228H223ZM231 227V228H230ZM239 227H240V229H239ZM260 227H261V229H260ZM8 228V229H7ZM26 229V231H25V229ZM84 230H83V229ZM100 228V229H99ZM107 228V229H106ZM129 228V229H128ZM178 228H180V230H176V229H178ZM201 228V229H200ZM204 228V229H203ZM234 228V229H233ZM22 229H24V232L23 231H21ZM31 231H30V230ZM50 230V232H49V230ZM53 229V230H52ZM92 229H94L93 231H92ZM115 229V230H114ZM139 229V230H138ZM173 229V230H172ZM174 229L176 230V231H174ZM192 229V228H191ZM217 229H220L219 231H217ZM233 230V232L231 231V230ZM242 229V230H241ZM251 229H253L254 230V233H252V234H250L251 232H253ZM259 229V230H258ZM3 230L6 232V230L7 231H9V232H7V234L6 233H4L3 232ZM11 230V231H10ZM13 230V231H12ZM15 230V231H14ZM27 230H29V232L27 231ZM36 230V231H35ZM46 230V231H45ZM69 230V231H68ZM79 230V231H78ZM81 230V231H80ZM83 230V231H82ZM87 230V232H85L84 233V231H86ZM98 230V231H97ZM106 230V231H105ZM114 230V231H113ZM118 230H120V231H118ZM127 230H129V231H127ZM134 230V231H133ZM193 230V229H192ZM198 230V231H199ZM228 230V231H227ZM235 230V231H234ZM245 232H248V233H245L244 234V231ZM16 231H17V233H16ZM18 231H21V232H18ZM33 231V232H32ZM35 231V232H34ZM47 231H48V233H47ZM77 231V232H79V233H75V232ZM89 231V232H88ZM100 231V232H99ZM213 231H215V233L213 232ZM226 231V232H225ZM241 232V233H239L240 235L239 236H243L242 238H244L245 237V235H247V234H249V235H247V237H245V238H248V239H242L241 237H239L237 234V232ZM250 231V232H249ZM257 231H260V232H263V233H261V235L259 236V234H260V232H258V233H256ZM13 232V233H12ZM27 232V233H26ZM37 232H39V235H38V238H37ZM42 234H41V233ZM53 232V233H52ZM69 232H70V234H69ZM71 232H73V233H71ZM98 232L99 233H103L102 234V237L103 238H101L100 237V235H98ZM108 232H109V234H108ZM110 232H111V234H110ZM180 232H182V233H180ZM216 232L218 233V234H216ZM229 232H231V234L232 235H230V238H228L227 236L229 235ZM19 233H20V239H21V237H25V234H27L26 235V241H25V239H23L22 238V240H20L19 239ZM25 233V234H24ZM31 233V234H30ZM48 235H46V234ZM54 233H56V234H54ZM90 233H91V236H90ZM105 233V234H104ZM118 233V234H117ZM122 233V234H121ZM124 233V234H123ZM132 234V236H131V234ZM135 233V234H134ZM136 233H138V234H136ZM227 233H228V235H227ZM5 234V235H4ZM13 234L14 235H16L17 234V237L16 236H13ZM21 234H23L22 236H21ZM84 234V235H83ZM95 236V235H98L99 237H100V240H99V237H97V236H95V237H97V238H94L93 237V235ZM116 234H117V236H116ZM134 234V235H133ZM174 234L177 236V238L174 236ZM180 234H183V235H180ZM216 234V236H214ZM255 236H254V235ZM29 235V236H28ZM43 237V239H42V242H41V239L40 238H42L41 236ZM75 235V236H74ZM78 237H77V236ZM80 235V236H79ZM81 235H83V239L81 238L82 236ZM86 235L88 236V237H86ZM106 235H109V237L108 238H104V237H107ZM112 235V236H111ZM136 235V236H135ZM179 235V236H178ZM202 235V236H201ZM211 235V236H210ZM227 235V236H226ZM233 235H234V238H233ZM252 236V239L249 237V236ZM1 236H2V238H1ZM6 236V237H5ZM36 236V237H35ZM40 236V237H39ZM54 236V237H53ZM115 236H116V239H115ZM130 236V237H129ZM183 236V238H179V237H182ZM205 236V237H204ZM220 236V237H219ZM259 236V238H258V240L257 239H255V238H257ZM3 237H5V238H3ZM46 237V238H45ZM49 237H50V239H49ZM60 237V238H59ZM63 237V238H62ZM122 237V238H121ZM214 237H216V238H214ZM225 237V238H224ZM226 237H227V239H226ZM235 237H237L238 238V241H236V243L238 244V245H240V246H237V244L235 243V240H237ZM8 238H10L11 239V241H12V243H11V241H10V239H8ZM19 239L20 240V242H16V240L17 239ZM28 238V239H27ZM36 238V239H35ZM44 238L48 241H45L44 240ZM53 238V239H52ZM72 238H76L74 241H73V239ZM79 238H81V239H79ZM173 238H174V240H173ZM179 238V239H178ZM239 238H240V240H239ZM7 239V240H6ZM51 241H49V240ZM61 239V240H60ZM63 239H66V241H68L67 242V244H66V241L65 240H63ZM85 239H87V240H85ZM91 239L94 241H91ZM95 239H98L99 241V244H98V247L97 246H95L97 243H96V241H95ZM101 239H103V240H101ZM107 239V240H106ZM176 239H178V240H176ZM182 239V241L180 242V240ZM217 239V241L215 242L214 240H216ZM225 239V240H224ZM233 239V240H232ZM6 240V241H5ZM34 240V241H33ZM54 240V241H53ZM57 242H56V241ZM78 240H79V243H80V240H81V242H83V245H84V247H83V249L81 250V249H75V248H72V246H75V244L76 243H78ZM85 240V241H84ZM105 240V241H104ZM110 241L111 240V242H107V241ZM116 242V240L118 241L117 243H119V244H117V243H115L114 241ZM208 240V241H207ZM242 240V241H241ZM245 240V241H244ZM251 240V241H250ZM7 241H9V242H7ZM18 241V240H17ZM22 241H23V243H24V241H25V243H24V245L23 246H25L24 248H22L21 246H22ZM29 241V242H28ZM60 241V242H59ZM62 241V242H61ZM75 241H77V242H75ZM123 241V242H122ZM131 243H130V242ZM169 241V242H168ZM176 241V242H175ZM222 241V242H221ZM228 241H230V242H228ZM232 241H234V243L232 242ZM243 241L245 242L244 244H243ZM5 242H6V244H5ZM18 243V244H16V243ZM47 242V243H46ZM49 242L51 243V246L53 247L54 245H56V249L54 250V248H55V246L53 247V248H50L51 246H50V244H49ZM59 242V243H58ZM64 242H65V244H64ZM70 242V243H69ZM89 243V245H91L92 246V248H89L90 246L88 245V243ZM105 242H107L106 244H105ZM112 242H114V244L112 243ZM178 242H180V243H178ZM214 242H215V244H214ZM250 242H252V244H250ZM255 242H257V244L256 245H258L257 247L255 246V248H257L256 250L254 249V244L253 243H255ZM260 242H261V244H260ZM4 243V244H3ZM8 243V244H7ZM10 243V244H9ZM22 243V244H21ZM61 243V244H60ZM91 243V244H90ZM111 243V245H107V244H110ZM124 243V244H123ZM174 243V244H173ZM178 243V246L176 245ZM218 243V245H216ZM232 243V244H231ZM241 243V244H240ZM247 243V244H246ZM29 244V245H28ZM53 244V245H52ZM59 244V245H58ZM70 244V245H69ZM73 244V245H72ZM101 244L103 245V246H101ZM104 244H105V246H104ZM116 244V245H115ZM127 244V245H126ZM129 244L131 245H133V246H135V247H133L132 245V247L131 246H129ZM173 244V246L175 245V246H177V247H172L171 245ZM182 244V246H180ZM243 244V245H242ZM3 245V246H2ZM7 245V246H6ZM10 247H9V246ZM18 245V246H17ZM34 245L36 246V247H34ZM47 245H49L48 247H47ZM62 245V246H61ZM64 245H67V246H70L69 248L68 247H66V246H64ZM86 245V246H85ZM106 245L107 246H110V247H106ZM114 245V246H113ZM119 245V246H118ZM126 245V246H125ZM170 245V246H169ZM220 245V246H219ZM229 245H231V246H229ZM242 245V246H241ZM245 245V246H244ZM246 245H248L247 247H246ZM17 246V247H16ZM31 246V247H30ZM33 246V247H32ZM88 246V247H87ZM95 246V247H94ZM100 246H101V249L103 250H101L100 249ZM152 246L154 247V245H153V242H152ZM164 246V247H165ZM184 246V247H183ZM214 246V247H213ZM226 246H229V247H226ZM233 246V247H232ZM234 246H236V247H234ZM253 246V247H252ZM261 246V247H260ZM263 246V247H262ZM8 247V248H7ZM15 249H14V248ZM38 247V249L36 250V248ZM58 247V248H57ZM59 247H60V249H59ZM94 247V248H93ZM103 247V248H102ZM114 247L116 248L115 250H112V249H114ZM121 247V248H120ZM125 247V248H124ZM129 247V248H128ZM167 247L168 248H170V250H172V251H168V249H167ZM182 247H183V249H182ZM220 247V248H219ZM246 247V248H245ZM248 247H250V249H251V247H252V249H254V252L253 251H251L250 249H248ZM29 248H34V250H32V252H34L35 250V255L33 254V253H31V250L29 249ZM48 248V249H47ZM68 250H67V249ZM133 248V249H132ZM142 248H143V250H142ZM175 248L176 249H178V248H180L179 250V254H183V255H185V256H183L182 254L181 255H172V253L171 252H173V250H175ZM214 248V249H213ZM245 250H244V249ZM260 248V249H259ZM19 249H20V251H19ZM21 249H23L22 251H21ZM26 249V250H25ZM49 249L51 250L50 252H49ZM72 249H74V250H72ZM91 249H92V253L93 252H95V251H97V252H95L96 254H92L91 253ZM93 249H95V251L93 250ZM96 249H98V250H96ZM110 249V250H109ZM134 249H135V251H134ZM185 249V250H184ZM191 249V250H190ZM224 249V250H223ZM228 249V250H227ZM241 249V250H240ZM248 251H247V250ZM26 252H25V251ZM30 252H28V251ZM39 250V251H38ZM48 250V251H47ZM53 250V251H52ZM59 252H58V251ZM67 250V251H66ZM125 250H127L126 252H125ZM139 250H141V251H139ZM151 250V251H150ZM182 250H183V252H182ZM189 250L190 251H192L191 253L189 252ZM228 251V253H230V252H232L231 254H228V253H226L227 251ZM237 250L239 251V252H241L242 250H244V252L247 254L245 257H247V258H249V259H247L246 260V262H245V257L244 256H242V255H244L245 253L244 252H241V253H239V252H237ZM261 252V250H262V252L260 253L259 251ZM38 251V252H37ZM42 251V252H41ZM72 251H76V253H74V252H72ZM99 251H100V253H99ZM103 253H102V252ZM105 251V252H104ZM143 251H145L146 253H144ZM148 251H150L151 253H149ZM164 251H166V253L164 252ZM168 251V252H167ZM184 251H186V252H184ZM224 251V252H223ZM256 251H258L259 253L257 254V252ZM11 252H14V254L15 255H19V253L21 252V253H23L22 254V256L25 254L26 256H23V259L22 260H20L21 258V254L17 257H15V255H12L13 253H11ZM40 252V253H39ZM44 252V253H43ZM54 252H57L56 254H54ZM64 252V253H63ZM67 252H68V254L70 255V254H72V255H77V256H80V257H82L83 256V258L81 259L80 257H78V259L76 258L77 256H69L68 254H67ZM72 252V253H71ZM109 252V253H108ZM111 252V253H110ZM142 252V253H141ZM187 252H189V253H187ZM248 252H250V253H252V254H249L248 255ZM10 253H11V257H9V255H10ZM17 253V254H16ZM74 253V254H73ZM78 253H83L82 255H80V254H78ZM85 253V254H84ZM87 253V254H86ZM98 253V254H97ZM106 253V254H105ZM117 253V254H116ZM121 253H123V254H121ZM170 253V254H169ZM212 253V254H211ZM244 253V254H243ZM254 253H256V254H254ZM3 254V255H2ZM31 254V255H30ZM37 254V255H36ZM40 254V255H39ZM60 256H58V255ZM113 254V255H112ZM147 254V255H146ZM155 255V258L153 259V258H151V256L152 255ZM158 254H162L161 256L162 257H164V258H162V260H161V256L160 255H158ZM167 254H169V255H166ZM186 254H189V255H187L186 256ZM195 254V256H193ZM220 254H222V256H224V257H222ZM227 254V255H226ZM30 255V256H29ZM103 255V256H102ZM110 255V256H109ZM115 255H118V256H116L115 257ZM122 255H123V257H122ZM151 255V256H150ZM207 255H209V256H207ZM213 255V256H212ZM214 255H216V256H214ZM234 255H235V257H234ZM256 255V256H255ZM258 255V256H257ZM260 255H261V257H260ZM1 256H3V259L4 258H6V259H4V261L6 262H4L3 261V259H2V257ZM12 256H13V258H12ZM30 258H29V257ZM43 256V257H42ZM61 256H63V257H61ZM94 256H95V258H94ZM100 256H102L103 258H101ZM139 256H141V257H139ZM144 256V257H143ZM160 256V257H159ZM170 256H174V258H172V257H170ZM180 256V260H177L178 258L177 257H179ZM189 256H191V257H189ZM199 256V257H198ZM230 256V257H229ZM249 256H251V257H249ZM9 257V258H8ZM25 257V258H24ZM31 257H33V258H31ZM65 257V258H64ZM75 257V258H74ZM85 257V258H84ZM105 257H107V259L110 257L111 258V260L110 259H108V260H105L106 258ZM118 257V258H117ZM150 257V258H149ZM168 257H169V260H168ZM182 257H183V261H182ZM189 257V258H188ZM194 257H196V258H194ZM244 257V258H243ZM17 260H16V259ZM60 258H62V260L60 259ZM94 258V259H93ZM101 258V259H100ZM105 258V259H104ZM123 258V259H122ZM146 258H149V259H146ZM157 258V259H156ZM177 258V259H176ZM199 258H201V260L199 259ZM232 258H239V259H232ZM250 258H251V260H253V261H251L250 260ZM28 259H29V261L31 262H29L28 261ZM34 259V261H32ZM73 259L75 260V261H73ZM77 259V260H76ZM87 259V260H86ZM104 259V260H103ZM150 259H151V261H150ZM164 259V260H163ZM166 259H167V261H166ZM190 259V260H189ZM256 259V260H255ZM261 259V260H260ZM19 260V261H18ZM25 260V261H24ZM84 260H86V263L84 262ZM96 260V261H95ZM137 260H139V261H137ZM144 260V261H143ZM157 260H158V262H157ZM185 260V261H184ZM217 260V261H216ZM220 260H222V261H220ZM226 260V261H225ZM231 261V262H227V261ZM237 260V261H236ZM22 261H24V262H22ZM76 261H78L77 263H76ZM89 263H88V262ZM121 261H123V262H121ZM159 261H161V262H159ZM182 261V262H181ZM193 263H192V262ZM224 261V262H223ZM235 261V263H233ZM20 262V263H19ZM92 262H94V263H92ZM98 262V263H97ZM112 262V263H111ZM143 262V263H142ZM145 262V263H144ZM147 262H150V263H147ZM171 262V263H170ZM63 263V264H64ZM253 263V264H254ZM109 264V263H108ZM239 264H241V263H239ZM255 264H258V263H255Z\"/></svg>", "mask_w": 264, "mask_h": 264}]
</instances>
